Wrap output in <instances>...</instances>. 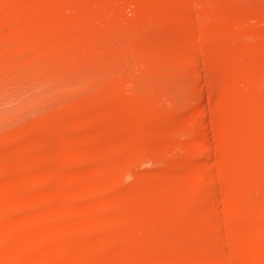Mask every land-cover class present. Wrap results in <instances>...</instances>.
I'll list each match as a JSON object with an SVG mask.
<instances>
[{"label": "rangeland", "instance_id": "rangeland-1", "mask_svg": "<svg viewBox=\"0 0 264 264\" xmlns=\"http://www.w3.org/2000/svg\"><path fill=\"white\" fill-rule=\"evenodd\" d=\"M86 1L87 0H68V1L67 0H62V1L61 0H0V152H1L0 155L3 153L2 151H4V155H2L4 159L1 160L2 158L1 157L0 160L3 161V163H4V160L6 161V163H8L9 161H15V162H17L18 160L20 161L18 162V164L16 163L17 168L14 170L15 172L17 170L16 173L12 172L11 170L9 171V167L6 164H4L5 167H3L4 165L0 161L1 163L0 164L1 165L0 167V243L2 242L1 243L2 246H4L3 242L4 243L6 242L5 245L7 244V242L8 244H10L9 251L7 250L8 249L7 247H9L7 246L8 244L4 246L6 247L5 249L0 250V264H25V263L26 264L27 263L28 264H45V263L46 264H101L100 259H99L101 256L107 260L106 262H104L105 264H113V261L115 260V256L118 253L117 249L125 248L124 247L125 244L122 245V247H120V245L122 244V241H124V238L126 236L130 237V241L128 242L129 250L126 246L127 252L125 251L126 250L125 248L124 249L125 252L123 253H126L124 258L128 259L129 257H126L128 255L130 256V259L123 260L124 259L123 258L122 260L125 261V263L123 264H126V263L131 264V262L133 264V261L135 262L134 264H154V263L155 264H158V263L168 264L169 261L168 262L163 261V263L162 261H158V260L154 261L156 259L155 258L153 259L152 255L154 256L160 255L161 257H167V259L171 260L175 258L176 254L179 253L180 251L192 253L194 254L193 256H195V254L205 256L204 260H202L204 264H206L208 260L206 258V255H208L207 257L209 259H212V258H215L219 254L220 255L218 257L226 256V259L227 258L230 259L229 264H233V263L254 264L252 263V261L248 262V260H250L249 256L251 258V255H252L250 254V252L255 253V251L253 252V250L255 249V247L253 246H256V245L258 246V243H260L259 245L261 246L264 245V238L263 236H261L262 234L260 235L261 239L258 237L259 235H256L257 234L256 231H258L259 229H262V231L264 232V229H263L264 219H262L263 222L260 220L261 217L262 218L264 217L263 216L264 215V173H263L264 172V161H263L264 160V136H263L264 135V111H263L264 110V107H263L264 105V62H263L264 61V54H263L264 53V39H263L264 38V16H263L264 15V9H263L264 0H245L247 1L246 3L244 0H240L239 2L243 1L241 2V4L238 2V0L236 1L233 0V3H231L232 0H229V3L227 2L228 0L227 1L220 0L222 3L220 5H223V7L226 5L227 6L229 5L228 6L229 9L226 8L227 11L224 10L225 9L224 8L223 10H221V12H220V9L223 7L218 6V4L214 5L215 7L212 6L213 4L219 2V0H216L213 2H210V0H208V4L210 2L213 10L215 11H213L211 7H210L211 9L209 8L210 9L209 11L207 8L208 4H205V0H201L203 1V5L205 4L206 8H203L202 6H199L198 8L199 9L200 7L203 8L201 12H203L206 9V12L204 14L206 13L208 14L207 16L204 15V20L203 18H201L202 17L201 15L203 14L198 16L201 12L197 10V6H194V8L196 7V9H194L193 12L197 10L198 12L196 13L197 14L199 12L200 13L197 15L194 12V15L196 14V16L192 14L191 10L189 13L188 11H186V8L187 10H189V3L191 4L193 0L192 1L190 0L188 2L187 0H182V1L181 0H149V1L148 0H116V1L115 0H95V1L91 0V2L93 1L96 4L94 3L91 4L90 0H88L90 2L89 3L90 5L87 4L88 1L87 2ZM121 1L124 4H122ZM196 1H200V0H195V2L193 3H196V4L194 5H198L197 4L198 2ZM201 1L199 3L202 4ZM223 2L224 3L226 2L225 3L226 5ZM261 2L263 6L261 5ZM236 5L239 7H237ZM166 6H167V9H166ZM176 7H178V9H176ZM218 9H219V12H218ZM229 10L232 16L229 15L230 14V12L228 13ZM222 11H226V13L225 12L222 13ZM209 12H212V13L217 12L218 14L220 13L223 16H225L224 14L228 13L230 19L229 18L227 19L228 15L225 16L226 17L225 18L226 20H225L223 19L222 15H221L222 17L221 18L219 17L220 14L218 15L216 13L215 15L213 13V15H215L216 17L218 15V18H221V19L218 20L215 17V19L213 20L212 19L213 15H212V17L208 20V16L209 17L211 16ZM235 12H238V13H235ZM188 15L189 17L192 16V18L196 17V19L193 18L192 19L193 21H191L190 20L191 18H189ZM256 18H260V20L258 21V19ZM216 19L218 21L223 19L224 21L222 22L223 23L222 25H224L225 27L223 26L220 27L219 24L221 23L217 24L218 21H216ZM228 20L229 22H228V27H227V25H225V23L227 22L225 21H228ZM187 22L189 23L186 24V26H184L185 28L188 27L187 31L185 30V28L181 30L182 28L179 29V28L174 27L175 25H177L176 27H178L180 24L184 25ZM200 23L202 24V26ZM173 24L174 26H172ZM189 24L194 25L193 28L195 29V31L192 28H190ZM209 25L211 26V28ZM191 29L193 30L194 33L189 31ZM204 29L206 30V32L204 31L202 34V30ZM209 29H212V31L210 30L212 34L208 33ZM217 29H220V30H217ZM184 32H186L187 34ZM188 32L190 33V35H188L189 34ZM157 33H160V35L158 34V36L156 37L154 36L155 37L154 38L153 35H157ZM205 33H208V34L205 35ZM203 35H205L207 39ZM209 35H211V37ZM146 36H149V38H147ZM166 36L168 37V39L166 38ZM185 38L189 41L187 42ZM210 42L212 44L215 43L214 46ZM196 43L198 45H205L207 47V51L209 49V46L215 47L216 44H218V46L216 45V47H218L219 50L221 49L220 47H222L221 49L222 51L225 49L223 52L222 51L219 52L218 48L212 49L214 52L210 50L214 54L216 53V56H217V57L213 56L210 52L211 55L210 54L209 55L215 58V61H214V59L210 57V59L212 60V63L218 60L217 62L220 64V66L218 65L217 62H216L217 64L214 63L216 66H214V64L213 65L210 64V66H206L208 64L207 62L210 61L211 63V60H208L207 62L205 61L207 64L205 63V66H204V58L209 59V57H205L202 54L203 55L202 60L199 57L200 60L198 59L195 61V62L198 61V64L201 62L200 63L201 65L197 66L195 64L197 68L199 66L201 67L199 68L202 74L199 76L198 70L194 68L196 66L192 64V61H191L192 58H189L191 60L187 59L188 58L187 55L190 53V52L189 53L187 52L189 50L192 51L195 48L193 47L191 50L192 46L194 45L198 46ZM166 51L168 55L166 54ZM170 51L172 52V54H170L171 53ZM217 51L221 53V55L217 54ZM204 54L206 55V53ZM222 54L225 56V58ZM209 55L207 54V56ZM219 56H220V59H217L219 58ZM225 59L227 60V62H225L226 61ZM220 60L221 62L224 60L225 64L221 63ZM188 61L189 62L191 61V62L188 63ZM72 64H75V66L73 67ZM225 65H228V66L231 65V66L228 67ZM211 66L215 68L217 71L214 69L212 71ZM208 67L211 69H208ZM232 67L234 68V70ZM208 70L210 71L209 73H207ZM181 71H183V73ZM214 71L216 72L217 75L215 73L212 75L210 74V73H213ZM225 71L226 73L228 72L229 74L227 73L226 75V73H224ZM185 72L187 75L184 77ZM222 72L224 73V75ZM206 73L207 75L208 74L209 75L205 76ZM220 73H222L221 74L222 76L220 75ZM173 74L174 76H172ZM213 75H216V76L214 77ZM50 76L53 79H51ZM172 77L176 79L178 78V80L172 79ZM189 77L191 79H189ZM181 78H183L184 80ZM212 79H215V81L214 80L212 81ZM198 80L200 81V83H203V84H200L201 88L198 85L199 83ZM188 81L191 83L190 85L187 84ZM208 81L209 83L211 81L212 83H214L213 84L214 86L212 85V87H214L213 92L217 91L216 92L217 95L214 94L213 92L212 93L214 95H212V93L209 92V90L210 89L213 90V88L209 87ZM183 82H185L184 85L186 84L187 86L186 85L184 86L182 84ZM238 82L239 83L241 82L242 84L243 83L244 84L241 85L240 83L241 86H239ZM225 83L226 84L229 83L228 86H230L231 88V89L229 88V90L232 93H230L226 88H224V87H228L227 85H225ZM234 83H236L237 86ZM260 83L262 84L260 85ZM216 84L218 86L220 85L223 87L219 86V88L221 89L218 90V88H216L217 87ZM202 85H203V88H202ZM189 86L191 88L194 87L196 89H190ZM107 88L111 89L113 92L115 91L114 93L117 92L118 95L120 93V97H117L116 95H112L111 94L112 92L110 93L109 90L108 91L111 95L108 93H105V90ZM215 88L217 90H215ZM197 89L198 91H196ZM222 89L225 90L226 92L228 91L227 95L229 93V95L230 94L232 96L235 95L234 98L237 97L236 99H233L235 101L233 100L231 101L233 103L227 102V99H225L224 97H218V95L222 93L221 92ZM250 90H253V91H250ZM191 91H192V94H191ZM218 91H220L221 93H218ZM196 92L198 93L202 92L203 94L200 93L199 95V94H196ZM253 92H256V93H253ZM104 93L106 95V100L105 99L103 100L102 98V97H105L103 96ZM209 93H211V96L209 95ZM223 93L226 94L224 91ZM189 94L191 97L189 96ZM108 95L110 96L107 97ZM192 95L194 96L192 97ZM202 95L204 98L202 99L203 105L201 104V101H200V99L202 98ZM215 95L217 96L216 100L218 102H216L213 98H211L213 96L215 97ZM240 95H242V97L243 96L245 97L240 98ZM209 97H210V101H213L212 103H210ZM193 98L196 100H194ZM198 98L200 99L198 100ZM238 98L243 100L244 103L242 105H241L242 101ZM245 98L248 99V101ZM192 100L196 101L197 103L196 102L193 103ZM86 101L87 103H89L88 105L90 107L87 104L86 106L84 105ZM215 102L217 103V105ZM234 102L235 103L240 102L238 103L240 105L236 104L237 106L235 107ZM213 103L216 105V107L213 106ZM200 106L202 107L206 106L204 110H207V111L205 113V116H202V117H204V119L207 120L208 125L210 124L208 133L206 132L207 134L206 133L203 134L202 132H199L200 130L194 131V129H191L190 127V123L192 120L194 121L198 120L197 121L198 123L201 122V120H203L202 117L199 116L200 111H198V109ZM207 106H208V109H207ZM85 107L87 109L90 108L93 114L95 113L97 116H99L98 119H100V117L102 116V115L100 116V114L104 113L103 114L105 115L104 118H107L108 120H110L109 125L111 127L108 126L107 124L108 122L104 120V122H107V123L106 124H104V122L101 123L102 125L100 127L98 126L99 124L94 123V125L97 124V126L91 125L92 127L89 126V128L88 127L85 128V126L82 125V127H80L81 125L79 126L77 124V128H75L74 125L76 123H74L72 124L73 126H71V124H68L69 127L71 126L72 129L68 128V126L65 129L63 126H61V124L59 125L60 127H58L57 125L55 126V124H53L57 128L52 127L53 129L51 131L48 130L49 128H51V126L48 125L50 124V121L58 122V120L61 118L60 116L63 115L66 111L72 110L73 112L75 111L74 113L76 112L79 113L80 111V114H81V112L84 113L83 111L85 110L84 109ZM196 107L198 108L197 113L195 111ZM82 109L84 110L82 111ZM214 109H216L217 112L219 111L218 113H220L221 111L223 112L228 111L227 113H230V116H228L229 114H227V121L231 116L233 117L229 120V122H231L232 120L231 124L230 123L228 124L230 125V128L233 127L232 123H234V126L241 125L242 128L240 129H243L244 125H246L244 127V130H241V133L245 135V137L243 136L245 140L243 139L242 141V138H241L242 135L239 138L241 141L236 140L235 137H233L236 131L233 134L232 128H231L232 130L230 129V131H227L224 128V130L226 131L225 133V131L222 130L221 127H220L221 130H220L218 128L219 126H217L216 129L218 128L219 132L218 130H217V133H215L216 131L213 132L212 131L213 128H211L212 127L211 124L213 123H211L210 120L214 118V114H215ZM229 110L233 113V115H231L232 113ZM89 111L87 110L86 113H88ZM235 111L236 113H234ZM258 117H259V120H258ZM183 118L185 120L188 119V121L184 122ZM221 119L222 117L218 120H221ZM100 121L101 120H99L98 122ZM168 121H169V124H165ZM132 122H135L137 126ZM177 122H179V124ZM151 123L152 124L154 123L155 125H152ZM181 123H183V125ZM123 124H125V126H123ZM130 124L134 125V127L131 126ZM187 124H189V126H187ZM62 125H65V124H62ZM150 126L151 127L153 126V128L151 129ZM182 126L184 127L182 128ZM239 126L237 127L238 129H239ZM130 127L133 128V130ZM237 128H235V130ZM178 129H180L181 131ZM68 132L70 135L68 134ZM141 132H142V137L144 136L142 139L143 142L142 140L139 139L141 138L140 136ZM143 132H146V133H143ZM157 132L160 135H158ZM239 132H237V134ZM186 133H187V136H186ZM212 133L216 135L215 138ZM41 134L43 135L46 134V136L42 137ZM147 134L148 135L152 134L153 138L151 137V135H149L150 136L149 137ZM175 134L176 136L177 135L179 136L176 137ZM191 134H193L195 137L193 135L191 136ZM36 135H38V137H36ZM136 135L138 138L136 137ZM204 136L206 137L208 136L207 137L208 142L209 144H211V146L210 145L209 146L212 148V150L211 148H208L210 150L207 149V151L209 152L208 154L206 153L205 150L200 148L199 144L201 142L200 143L196 142L198 140L201 141L202 138H206ZM39 137H42V138H39ZM127 137L130 138V141L131 140L134 141V143L132 141L131 143L136 145L135 147L133 144L129 146L131 143L128 140H126ZM132 137L134 138V140ZM158 137H161V138H158ZM226 137L230 138L231 140L229 139V141H226L227 140ZM43 138L45 140L41 141ZM49 138L51 140H49ZM252 138L256 139L255 142L253 141ZM150 139H151V144L150 143L148 144V142H150ZM191 139L192 140L194 139L195 141L194 140L192 141ZM217 139H218V143H217ZM158 140L159 142L160 140L164 142V144L162 143L163 146L161 145L162 150L160 149L161 146L157 144L159 143ZM221 140H224V141L222 142ZM47 141H48V144L46 143ZM49 141H52V142H49ZM53 141H55V144H53L54 143ZM140 141L143 144H141ZM124 142L129 145H126ZM229 142H232V143H229ZM62 143H65V144H62ZM153 143L154 145L152 146ZM51 144L52 146L55 145V147H52L53 149L54 148L58 149L57 155L59 153L60 154H59V157H56L55 155L52 156L53 154V151H52V154L50 156H52L51 158H53V160L49 161V160H46V158L48 159L50 157L49 155H46L47 153L46 149L48 148L47 146L51 148ZM216 144H220V146L222 145V147H219V150H217L219 154L217 155L218 158L219 157L223 159L224 157L225 159L229 158L227 156V154L229 153V156L232 155V157L235 154L236 157L235 155L234 157L238 160H240V158L243 157L244 159H248L249 161L246 160V162L243 163L244 167L238 170H235V169L230 170L229 167L231 166L228 165L230 164V160L231 162L232 161L235 162L236 159L235 160H232L233 158L230 160L228 159L229 160V162L227 161L228 164L226 162L221 163L222 162L221 158L219 159L216 158V160H214L216 157L215 153H217L216 149L218 148ZM145 145H147L148 148ZM140 146H142L143 148ZM150 146L153 147L155 151H152V148L149 151ZM154 146H157V147L159 146V147L157 148ZM227 146H230V148H232L234 152L232 149L228 147L230 149L229 151L227 149ZM65 147L68 149L70 147V150L72 147L73 149L74 147H76L78 151L76 149L75 151L78 152V154H76L75 156L70 155L72 154L70 152L73 149L68 152L66 151V153H70L69 155L66 154L65 150L67 149ZM139 147L141 149L138 150L137 152V149H139ZM178 148L180 149L178 150ZM43 149L46 150L45 151L46 157L40 158L39 162L37 159V162H38L37 164V162L35 161L36 159L34 158H39V156L41 157L44 154ZM57 149H55L54 154H56L55 152L57 151ZM10 150H12L15 153H13ZM112 150H113V153H112ZM226 150L227 152L225 153ZM236 150H237V154L235 153ZM5 151L6 152L9 151L7 152V155L8 153L11 152L8 156V157H11V159L8 158V161L4 157L6 156L7 158V155H5L6 153ZM25 152L27 154H25ZM210 152H212V154ZM12 153L15 155L18 153L16 155L17 158H15V155H13ZM98 153L101 155H99ZM205 153H206V156H204ZM30 154H32L31 157H30ZM33 154H38V157H36L37 155H33ZM134 154L135 156L136 155L138 156V157H135V160L133 156ZM222 154H224V157H222ZM18 155L19 156L22 155L23 158L18 157ZM23 155H26V156H23ZM96 155L97 156L99 155V157H97ZM95 156L96 158L92 159V157H95ZM26 157L34 159V165L35 163L37 165L36 168L34 166L35 168L34 170H33V166L32 168H29L31 167L29 166L30 164H27L28 167H26L27 165L23 163ZM205 157L207 159H210L209 160L210 162L212 160L213 163L215 162L218 164L220 163V167L223 165L225 169L228 168L230 170L229 171L230 173L229 172H228L229 174L227 173L228 176H226L227 174L223 176V177H226V180L229 179L230 182L233 180H236V182H238L237 184L235 183L234 186L231 185L230 186L231 189L224 188L225 190L230 191L228 194L227 192H226V195L222 194L221 193L222 191L220 192V188L218 189L216 184L219 182L218 180L221 178L220 175L218 176L219 178H217V176L215 175V173H217L215 169H217L218 167L216 166L217 167L216 168L214 164L210 163ZM125 158L130 160V162L128 160V163L131 167L128 164L127 165L125 164L127 163L126 162L127 160ZM243 158L242 160H244ZM88 159L90 160L92 159L91 160V163H93L92 165H90L91 163H90V160ZM183 159L187 160L186 165L184 163L183 164L181 163ZM225 159L224 161H226ZM21 160L23 161L22 163H21ZM30 160L31 159H29V162ZM71 162L72 163L75 162V163L70 164ZM94 162L96 164L99 163V165L103 168L104 171L101 170L100 166L98 165L94 167L93 166L95 165ZM120 162H123L124 164L122 167H121L122 164H120ZM242 162L240 161L238 163L240 164ZM118 163L120 164V167H117ZM209 163L212 164L213 166L214 176H215V179L213 180L216 182V179H217L218 181L216 184L211 179L210 181L212 184L209 183L210 182L209 180H207L209 179L208 177H206V174L207 175L209 174V166L207 167ZM69 164L70 166L72 165L71 166L72 169L68 168ZM188 164H190V167H191L190 169L192 170L186 173L183 167H186V171H187L188 169L187 167H189ZM235 164L237 165V162ZM73 165L74 166L78 165V167H76L75 169ZM89 165L93 167L91 168L92 170L90 169ZM254 165H259L261 169L256 170L257 171L256 172L254 170L255 169ZM110 166L112 167L115 166V168L113 167L114 169L117 168L116 174L118 175L122 171L119 177L118 175L117 176L115 175V172L111 171L113 169ZM123 167L125 169L124 171H123ZM25 168H28V169H25ZM94 168H96L97 170H101V171H97ZM20 169H22V171ZM93 170H95L96 172H94ZM108 170H110L111 172L110 171L108 172ZM102 171L104 173L103 178L101 174ZM43 172L49 175L43 176L44 175ZM218 172H222V171L218 170ZM236 173H237V177H235ZM239 173L240 174L242 173L244 176L238 175ZM184 174L186 175L188 174V175L185 176ZM111 175H113L114 177L116 176L115 178L116 179L118 178V180L114 179V177H112ZM204 176L207 178V179L205 178V181L203 180ZM229 176L231 179L229 178ZM104 177H106L107 179H104ZM241 177H244L243 180H240ZM99 178L100 179L102 178V180L103 179L106 180V181L103 180V183L105 182L104 185L102 182H100L102 180H99ZM147 178L148 180L149 178H153L152 182L155 180V183L150 184L151 186L148 185L146 187L141 188L143 183L146 182L145 180H147ZM62 180H65L66 185L67 186L69 185V186L67 187L65 185V182L64 184H62L61 182ZM206 180L208 181L207 183H206ZM109 182L110 183L113 182V183L108 184ZM233 183L234 182H232V184ZM88 184H90V186H92L91 184H93V186L96 184L97 187H94V189H97V191L101 189L100 191L101 197H102V193L103 195H105L102 198L103 203L102 204L98 203L100 204L99 206L97 203H96L97 206L96 205L94 206L93 205L94 203L92 204V200H95V199L94 198L92 199L89 197L92 195L91 193L92 191ZM99 184L102 185V188L100 187L101 185L99 186ZM253 184L255 187L253 186ZM85 185H88L91 192L87 190L88 187H86ZM108 185H110L111 187H109ZM206 185L209 187V189L207 188ZM58 186L59 187L61 186L60 187L61 190ZM77 186L80 191L77 189ZM83 186H85L87 189L84 190ZM106 186H108V188H106L107 190L103 191V187L105 189ZM82 187H83L84 192L81 193ZM75 188H76V191L77 190L79 191L78 193L74 192L75 190L73 191V189ZM192 189H193V192H192ZM207 189L210 190V192L214 193L213 195L215 197L212 195L211 198L213 197L216 200L212 198L213 202L215 203L217 200L219 202V203L218 202L215 203L216 204L215 209L216 208L217 209L220 208V209L218 210L217 215L215 213L213 217L215 218L216 216V218L223 220L222 222L224 223V220L225 219L227 220L228 216L231 215L230 218L232 217V219L235 216L234 218L239 220L240 223L238 222L237 225L235 223L233 226L236 225L234 228H237V230L239 229V232L234 231V230L230 231L229 229H228L229 230L228 232V230H226L225 228L228 224L225 225V223L221 224L222 226L220 225L221 227L219 226L220 228L218 229L216 227L214 228V225L216 226L217 224L216 222L217 221L220 222V220H215L213 218L216 221L215 222L216 224H213L214 222L212 221L210 222L209 220H207L208 219L207 217H209L210 215L208 213H205L204 216H206L205 218L207 219H204L203 221L205 223L207 220L209 221L210 224L200 227L202 229L198 227L200 230L197 229V226H196V229H194L195 228L194 223H196L198 226L201 225V224L199 225L200 223L199 219H200V216L202 215L200 214L202 211L201 205H204V203L201 204L202 201L200 202V205H199L198 198L200 197L199 195L205 192V195L202 194L201 197L203 198L202 199L203 201L206 200L207 198L206 192L210 193L209 191H207ZM71 191H73V193L70 194ZM85 191L88 193L86 194ZM94 191L96 194V190ZM45 193L46 194L48 193V194L46 195ZM123 193L124 195L122 197L124 198L121 199L120 196L119 198L117 194H123ZM235 193L237 194V196L235 195ZM68 194L70 196H68ZM83 194L84 195L86 194V196L82 197ZM97 194L99 195V193ZM115 194L117 195L116 197L113 196ZM34 195L38 198H36ZM63 195L67 196L68 198L66 197L64 199L65 196L62 197ZM193 195H195V197L198 196V198H194ZM238 195H241V196L238 197ZM204 196L206 197L205 199H204ZM222 196H224L223 197L224 200ZM226 196L229 198H226ZM80 198L81 199L83 198L82 201H84V203L81 202ZM192 198L198 201L195 202V200H193ZM208 198L210 197L208 196ZM231 198L233 199L231 200ZM212 199L210 201H206L208 202L207 204L209 206L205 204L206 207L204 206V209L206 208L208 209L210 207L208 210H210L211 208L213 210L214 206L212 205L213 203ZM236 199L238 200L241 199V200L238 201ZM77 200L78 202H76ZM86 200L87 202H85ZM184 200L185 201L187 200V202H185ZM221 200L225 201L226 203L224 204V202H221ZM237 201L240 204H238ZM70 202H72L73 204ZM189 202L190 204H192L193 202L196 203V204L193 203L194 207L191 206L192 208H195V209L192 210V208L187 206ZM197 204L200 206L201 209L199 208ZM246 204H250V205H248L247 207ZM81 205H83L85 209H83ZM244 205H246V207ZM74 206L76 208H74ZM184 206H186L188 209ZM224 206H226V208H224ZM230 206L232 207V209ZM81 208L86 211L85 214L84 212H82L84 216H82V214L80 213L82 211ZM248 209H251V210L248 211ZM241 210L243 211V213ZM244 210H246V213ZM253 210L255 211L254 212L255 214L252 212ZM172 211L173 213L175 211L177 213L178 212L181 213V214L180 213L178 214V217L179 215H182L179 217V219L178 217H176V212L174 214L176 219L180 220L181 218V220H183L181 221V224H178L180 223V221L178 222V220L173 218ZM223 211H224V214H223ZM237 211L240 212V214ZM48 212L50 213L48 214ZM183 212L185 214H183ZM186 212H189L187 216H186L187 214ZM195 212H199L198 214L200 215L195 217V215H197V213ZM258 212H259V216L255 217L257 216L256 214H258ZM171 213H172V216L169 215ZM192 213H194L193 216L196 218V219L194 218L195 220L193 219V216H191ZM251 213L253 214L251 215ZM213 214L214 213H212L211 215ZM152 215L154 218L152 217ZM226 215L227 217H225ZM204 216L202 217L204 218ZM243 216L245 217V219ZM169 217L173 218L174 220L171 222ZM98 218L100 221L102 219L103 220L105 219V221L100 222ZM232 219H231V223H234L232 222ZM250 219L252 220V222H250ZM242 220L244 222H242ZM140 221L141 223H139ZM166 221L167 222L170 221L169 222L170 225L169 224L167 225ZM228 221L230 222V220ZM104 222L105 223L107 222V225L109 228L103 225L105 224ZM173 222H175V225L173 224ZM201 223L203 224V222ZM241 223L242 224L248 223L246 224V226L245 224L242 225V229L244 228L245 233L244 231L243 232L241 231L242 229L239 225ZM251 223L254 226H250L252 225ZM182 224H183V227H182ZM180 225L182 228L181 227L179 228ZM185 226H187L186 229L184 228ZM104 227H106V230L104 229ZM189 227L193 229H190ZM250 227L252 228L255 227V230H253ZM131 228L133 229L131 230ZM139 228H142V230L140 229L141 231H138ZM213 228L217 230L213 231ZM230 228H232V226H230ZM186 230H189V231H186ZM221 230H222L221 233L223 235L218 233V231H221ZM131 231L133 233H131ZM143 231H145V233ZM139 232H141L140 234L142 233L145 234L144 235L145 237L142 236L143 234L140 236ZM211 232H212L211 235L213 236L215 232L218 233V235H220L219 238L224 242L226 241L225 243L220 241V243L221 242L223 243L222 245L223 247L220 245L221 247L219 248V246H217L219 244L216 245L220 250L216 249V247L215 248L213 247V245H215V242H214V238L211 235H209ZM54 233H55V236L53 238L52 236L54 235ZM166 233H167V236L165 235ZM227 233L231 236H229ZM93 234L97 237H95ZM146 235L148 236L149 239H147ZM205 235L206 237H204ZM207 235H209L208 237H210V239L213 238L211 242L210 241L205 242L208 239ZM224 235H227V236H224ZM131 236L133 237V240H135L136 242H134L131 239ZM138 236H140L141 238L143 237L142 238L143 241L146 238L145 241L147 240V242H142V240H140L141 238ZM165 236L166 238H164ZM221 236L223 237L221 238ZM48 237L49 239L50 237L54 239L52 241L53 243L52 242H48L49 244L47 243V241L49 240ZM57 237L59 238L58 240H57ZM179 237L180 239H177ZM199 237H204L205 241H203V238H201L202 240H200ZM214 237L218 238L217 235ZM227 237H229L230 241ZM240 237L241 239L239 240ZM255 237L256 238L258 237L262 241L260 242L259 239L256 240ZM167 238H169L170 240H168ZM16 239L18 240V242L19 240H21V242L19 243L16 242L17 243L16 244L15 243V241H17ZM225 239H227L230 243H228L227 240ZM61 240H63L62 244H61L62 242ZM114 240H115V243H113ZM116 240H117L118 245L116 244ZM180 240L182 242H180ZM258 240L259 242L256 244ZM77 241L79 243L83 241L84 242L86 241V242L85 244L83 242L84 244L83 245L82 243L81 244L77 243ZM64 242L66 245L64 244ZM188 242H189V245H187ZM212 242L214 243L212 244ZM240 242H244L246 243V245L243 243L244 244L243 246V244L241 245ZM133 243H135V245ZM141 243L145 245L144 246V248L146 247L145 251L143 248V244ZM237 243L238 244L240 243L239 246ZM200 244H202L203 247ZM228 244L230 245L227 246ZM111 245H113V247H110ZM138 245L140 246V250L142 248L144 252L139 250ZM240 245L243 247H241ZM250 245H253V246H250ZM2 246L0 248H3ZM196 246L198 249L196 248ZM103 247H105L106 250L107 249L109 250V251L107 250L108 254L105 252L106 250L104 251L105 248ZM173 247H176L177 249H180V250L175 251L177 249L176 248L174 249ZM191 247H193L194 249ZM239 247L243 249H240ZM252 247H253V250L251 249ZM147 249H149L151 252H149ZM151 249H153V251ZM221 249H224V252H219V251H222ZM3 250L4 252H6L5 250H7V253L4 254ZM217 250L218 252H216ZM139 251L141 253L143 252L145 256L143 254H142L143 256H141V254L138 255V253H140ZM164 251L166 253H164ZM145 252L147 253L149 252L151 257L149 255L147 258ZM154 252L155 254H152ZM159 252H162V253L159 254ZM203 252L204 254H206L207 252V254L203 255ZM134 253H137L138 256L134 255ZM248 254L250 255L248 256ZM262 254H264V252ZM255 255H252V256H255ZM247 256H248V259H246ZM81 258H82V261H81ZM191 259H189V261L187 259H186L187 261H184L185 260L184 259L183 260L184 262L181 261L182 263H180V261L175 262L176 260L172 262L173 263L175 262V264L176 263L177 264H187V263H191L192 261V264H196L195 259L194 261ZM262 259L263 261H261L262 263L261 262L260 263L264 264V258ZM159 260H163V259H159ZM231 260L233 261V263ZM172 262L170 261L169 264H171ZM256 262H259V261H256Z\"/></svg>", "mask_w": 264, "mask_h": 264}, {"label": "bare ground", "instance_id": "bare-ground-1", "mask_svg": "<svg viewBox=\"0 0 264 264\" xmlns=\"http://www.w3.org/2000/svg\"><path fill=\"white\" fill-rule=\"evenodd\" d=\"M61 1H62V0H61ZM67 1H68V0H67ZM87 1H88V0H87ZM87 1H86V2H87ZM94 1H95V0H94ZM115 1H116V0H115ZM148 1H149V0H148ZM181 1H182V0H181ZM188 1H190V0H187V2H188ZM191 1H192V0H191ZM200 1H201V0H200ZM200 1H196V2H198V3H197L198 5H194V4H196V3H193V2H195V0H193V2H192L191 4L189 3V10H187V8H186V11H188V13H189L190 10H191L193 15H194V12H195V13L198 12L197 10H199V11L201 12L203 8H206V7H205V4H208V0H205V4H204V5H203V1H201L202 4L199 3ZM213 1H216V0H212V1L210 0V2H213ZM224 1H225V0H224ZM226 1H227V0H226ZM235 1H236V0H235ZM239 1H240V0H238V2H239ZM244 1H245V0H244ZM90 2H91V0H90ZM90 2L88 1L87 4H89ZM133 2H134V1H133ZM210 2H209L210 6H209V4H208V6H207V8H208L209 11H210V9L212 8V6L215 7L214 5H216V4H218V6L223 7V5H220V4H222L220 0H219V2H217V3L214 2L215 4L212 3V4H213L212 6H211V3H210ZM227 2L229 3V0H228ZM241 2H243V1H241ZM241 2H239V3L241 4ZM246 2H247V1H245V3H246ZM23 3H24V2H23ZM92 3H94V2L92 1L91 4H92ZM114 3H115V2H114ZM121 3H122V1H121ZM185 3H186V2H185ZM223 3H224V2H223ZM225 3H226V2H225ZM225 3H224V4H225ZM231 3H233V0H232ZM255 3H256V2H255ZM94 4H96V3H94ZM119 4H120V3H119ZM122 4H124V3H122ZM150 4H151V3H150ZM200 4H201V5H200ZM236 4H237V3H236ZM243 4H244V3H243ZM61 5H62V4H61ZM89 5H90V4H89ZM97 5H98V4H97ZM157 5H158V4H157ZM225 5H226V4H225ZM232 5H234V4H232ZM246 5H248V4H246ZM246 5H245V7H246ZM255 5H257V4H255ZM261 5L263 6L262 2H261ZM13 6H14V5H13ZM170 6H171V5H170ZM194 6H197V10L193 12V10L196 9V7L194 8ZM199 6H202L203 8L200 7V9H199V8H198ZM228 6H229V5H228ZM228 6L226 5V6H224L223 8H221V9H220V12H221V10H223L224 8H225L224 10L227 11L226 8L229 9ZM236 6H237V5H236ZM242 6H243V5H242ZM250 6H251V5H250ZM168 7H169V6H168ZM186 7H187V6H186ZM210 7H211V8H210ZM237 7H239V6H237ZM245 7H244V8H245ZM251 7H252V6H251ZM254 7H255V6H254ZM161 8H162V7H161ZM209 8H210V9H209ZM216 8H217V7H216ZM218 8H219V7H218ZM244 8H243V9H244ZM257 8H258V7H257ZM166 9H167V6H166ZM171 9H172V8H171ZM176 9H178V7H176ZM176 9H175V10H176ZM235 9H236V8H235ZM237 9H239V8H237ZM263 9H264V8H263ZM105 10H106V9H105ZM105 10H104V12H105ZM152 10H153V9H152ZM162 10H163V9H162ZM208 10H207V11H208ZM212 10H213V8H212ZM231 10H232V9H231ZM254 10H255V9H254ZM65 11H66V10H65ZM106 11H107V10H106ZM213 11H215V10H213ZM226 11H222V13H223V12L226 13ZM236 11H237V10H236ZM244 11H245V10H244ZM251 11H252V10H251ZM259 11H260V10H259ZM37 12H38V11H37ZM181 12H182V11H181ZM200 12H199V13H200ZM205 12H206V9H205L203 12H201L200 14L198 13L199 15H198L197 13H196V14H197L198 16H200L201 14H203V15H201V16H202L201 18H203V20H204V15H206V16L208 15L207 13L204 14ZM218 12H219V9H218ZM229 12H230V10L228 11V13H229ZM239 12H240V11H239ZM70 13H71V12H70ZM150 13H152V12H150ZM211 13H212V12H209V14H210L211 16H210V17L208 16V20L212 17V15H213L214 12H213L212 14H211ZM216 13H217V12H215L214 14L216 15ZM228 13H227V14H224V15L226 16V15H228ZM235 13H238V12H235ZM248 13H249V12H248ZM66 14H67V13H66ZM192 14H191V15H192ZM196 14H195L194 16H196ZM217 14H218V13H217ZM219 14H220V13H219ZM219 14H218V15H219ZM233 14H234V13H233ZM257 14H258V13H257ZM215 15H213V18H212L213 20H214L215 17H216ZM218 15H217L216 18L219 20V19L222 18V17H221L222 14H220V16H219V17H221V18H218ZM229 15L232 16L231 12H230ZM229 15H228L227 19L229 18ZM242 15H243V14H242ZM206 16H205V18H206ZM222 16H223V15H222ZM225 16H223V19L226 18ZM246 16H247V15H246ZM248 16H249V15H248ZM263 16H264V15H263ZM155 17H156V16H155ZM157 17H158V16H157ZM188 17H189V15H188ZM256 17H257V16H256ZM59 18H60V17H59ZM189 18H191L190 20L193 21L192 19H193L194 17L192 18V16H190ZM254 18H255V17H254ZM153 19H154V18H153ZM194 19H196V17H195ZM197 19H198V18H197ZM217 19H216V21H218ZM223 19L220 20V21H218V23H217V24L221 23V24H219L220 27H222V26L225 27L224 25H222V24H223L222 22L224 21ZM229 19H230V18H229ZM234 19H235V17H234ZM256 19H258V21L260 20V18H256ZM262 19H263V18H262ZM262 19H261V21H262ZM200 20H201V19H200ZM225 20H226V19H225ZM231 20H232V19H231ZM236 20H237V19H236ZM50 21H51V20H50ZM67 21H68V20H67ZM216 21H215V22H216ZM139 22H140V21H139ZM189 22H190V21H189ZM189 22L185 23L184 25H181V24H180V25H179L180 27H179V26L176 27L177 25L174 26V24H173L172 26H174L175 28H179V29L182 28L181 30H183V29L185 28L184 26H186V24H188ZM197 22H198V21H197ZM225 22H227V23H225V25H227V27H228V22H229V20H228V21H225ZM48 23H49V22H48ZM73 23H75V22H73ZM201 23H202V22H201ZM201 23H200V24H201ZM204 23H205V22H204ZM250 23H251V22H250ZM194 24H195V22H194ZM197 24H198V23H197ZM248 24H249V23H248ZM51 25H52V23H51ZM189 25H190V24H189ZM213 25H214V24H213ZM253 25H254V24H253ZM260 25H261V24H260ZM44 26H46V25H44ZM201 26H202V24H201ZM209 26H210V25H209ZM209 26H208V27H209ZM258 26H259V25H258ZM156 27H157V26H156ZM193 27H194V25L191 24V25H190V28H192V29L195 31V29H194ZM218 27H219V26H218ZM48 28H49V26H48ZM187 28H188V27H187ZM187 28H185L186 31L188 30ZM195 28H196V27H195ZM206 28H207V26H206ZM206 28H205V29H206ZM210 28H211V26H210ZM192 29L189 30V31H190V32H193ZM205 29L202 30V34H203L204 31L206 32ZM225 29H226V28H225ZM225 29H224V30H225ZM53 30H54V29H53ZM61 30H62V29H61ZM148 30H149V29H148ZM196 30H197V29H196ZM210 30L212 31V29H209L208 33L212 34V33L210 32ZM215 30H216V29H215ZM217 30H220V29H217ZM221 30H223V29H221ZM158 31H159V30H158ZM34 32H35V31H34ZM139 32H140V31H139ZM143 33H144V32H143ZM184 33H186V32H184ZM188 33H189V32H188ZM193 33H194V32H193ZM208 33H205V35L208 34ZM158 34L160 35V33H157V35H153V37H154V36H155V37L158 36ZM173 34H174V33H173ZM186 34H187V33H186ZM239 34H240V33H239ZM145 35H147V34H145ZM188 35H190V33H189ZM197 35H198V34H197ZM205 35H203V36H205ZM200 36H202V35H200ZM207 36H208V35H207ZM209 36L211 37V35H209ZM239 36H240V35H239ZM250 36H251V35H250ZM253 36H254V35H253ZM146 37L149 38V36H146ZM155 37H154V38H155ZM171 37H172V36H171ZM205 37H206V36H205ZM205 37H204V38H205ZM212 37H213V36H212ZM245 37H246V36H245ZM258 37H259V36H258ZM166 38L168 39L167 36H166ZM219 38H220V37H219ZM219 38H218V39H219ZM252 38H253V37H252ZM189 39H190V38H189ZM206 39H207V37H206ZM210 39H211V38H210ZM213 39H214V38H213ZM243 39H244V38H243ZM246 39H247V38H246ZM263 39H264V38H263ZM185 40H186L187 42L189 41V40H187L186 38H185ZM193 40H194V39H193ZM226 40H227V39H226ZM254 40H255V39H254ZM256 40H257V38H256ZM127 41H128V40H127ZM186 41H185V42H186ZM259 41H260V40H259ZM187 42H186V43H187ZM238 42H239V41H238ZM246 42H247V41H246ZM248 42H249V41H248ZM250 42H251V41H250ZM254 42H255V41H254ZM210 43H211V42H210ZM210 43H209V44H210ZM233 43H234V42H233ZM196 44H197V43H196ZM211 44H212V43H211ZM214 44H215V43H214ZM214 44H212V45L214 46ZM260 44H261V43H260ZM186 45H187V44H186ZM197 45H198V44H197ZM216 45L218 46V44H216ZM216 45H215V47H213V46H209L208 51H207V47H206L205 45H198V46H195V45H194V46L191 47V50H192L193 47H195V48H194L192 51L189 50V51L187 52V53L190 52L189 54H191V55H189V54L187 55V57H188L187 59H188V60H191V59H189V58H192V60H191V61H192V64H194V65L196 64V65L198 66V65H201V64H200L201 62L198 64V61H197V62H195V61L198 60L199 57H200L201 60H202V57H203V55H204L205 57H209V59H207V58L205 59V58H204V66H205V63H206L208 60H211V59H210V57H212V56H210L211 54H212L213 56L217 57V56H216V53L214 54V53H213L214 51L212 50V49H217V48H218V47H216ZM244 45H245V44H244ZM247 45H248V44H247ZM257 45H258V44H257ZM142 46H143V44H142ZM180 46H181V45H180ZM220 46H221V45H220ZM254 46H255V45H254ZM73 47H74V46H73ZM210 47H211V48H210ZM251 47H252V46H251ZM62 48H63V46H62ZM220 48L222 49V47H220ZM223 48H224V47H223ZM72 49H73V48H72ZM143 49H144V48H143ZM221 49L219 50V48H218V51L221 52V51H222ZM181 50H182V49H181ZM186 50H187V49H186ZM210 50H212L213 52H211ZM224 50H225V49H224ZM224 50H223V51H224ZM73 51H74V50H73ZM215 51H216V50H215ZM218 51H217V54H220V55H221V53H219ZM223 51H222V52H223ZM226 51H227V50H226ZM170 52H171V51H170ZM170 52H168V53H170ZM207 52H209V53H207ZM210 52H211V54H210ZM228 52H229V51H228ZM182 53H183V52H182ZM204 53H206V55H205ZM254 53H255V52H254ZM153 54H154V53H153ZM166 54H167V51H166ZM170 54H172V52H171ZM170 54H169V55H170ZM179 54H180V53H179ZM202 54H203V55H202ZM207 54H208V55L210 54V55L207 56ZM250 54H252V53H250ZM263 54H264V53H263ZM167 55H168V54H167ZM222 55H223V54H222ZM223 56H224V55H223ZM180 57H181V56H180ZM226 57H227V56H226ZM177 58H178V57H177ZM212 58H213V57H212ZM221 58H222V57H221ZM224 58H225V56H224ZM258 58H259V57H258ZM213 59H214V61H215V58H213ZM217 59H220V56H219V58H217ZM228 59H229V58H228ZM250 59H251V58H250ZM69 60H70V59H69ZM193 60H194V62H193ZM199 60H200V59H199ZM225 60H226V59H225ZM58 61H60V60H58ZM70 61H71V60H70ZM86 61H87V60H86ZM191 61H190V62H191ZM205 61H206V62H205ZM217 61H218V60H217ZM217 61H216V62H217ZM262 61H263V60H262ZM34 62H35V61H34ZM44 62H45V61H44ZM68 62H69V61H68ZM144 62H145V61H144ZM190 62L188 61V63H190ZM216 62H213V63H212V60H211V63H210V61L207 62L208 64L206 63V64H207L206 66H210V64L213 65V64L216 63ZM220 62H221V60H220ZM225 62H227V60H226ZM225 62H224V60H223L221 63H224V64H225ZM246 62H247V61H246ZM248 62H249V61H248ZM263 62H264V61H263ZM65 63H66V62H65ZM202 63H203V62H202ZM217 63H218V62H217ZM217 63H216V64H217ZM254 63H255V62H254ZM35 64H36V63H35ZM35 64H34V65H35ZM46 64H47V63H46ZM67 64H68V63H67ZM70 64H71V63H70ZM16 65H17V64H16ZM72 65H73V67L75 66V64H72ZM72 65H71V66H72ZM194 65H193V66H194ZM196 65H195V66H196ZM218 65L220 66L219 63H218ZM222 65H223V64H222ZM232 65H233V64H232ZM67 66H68V65H67ZM80 66H81V65H80ZM80 66H79V67H80ZM197 66L194 67V68H195L196 70H198V73H199L198 75L200 76V75L202 74V73L200 72V71H201V70H200L201 67L199 66L200 68L198 67V68H199V69H198ZM202 66H203V65H202ZM214 66H216V65L214 64ZM219 66H218V67H219ZM225 66H228V65H225ZM229 66H231V65H229ZM229 66H228V67H229ZM50 67H51V66H50ZM85 67H86V66H85ZM211 67H212V66H211ZM36 68H37V67H36ZM221 68H222V66H221ZM221 68H220V69H221ZM232 68H233V67H232ZM79 69H80V68H79ZM179 69H180V68H179ZM208 69H211V68L208 67ZM213 69L216 70L215 68L212 67V71H213ZM224 69H225V68H224ZM188 70H190V69H188ZM188 70H186V71H188ZM193 70H194V69H193ZM196 70H195V71H196ZM203 70H204V68H203ZM233 70H234V68H233ZM233 70H231V71H233ZM251 70H252V68H251ZM184 71H185V70H184ZM212 71H211V72H212ZM216 71H217V70H216ZM218 71H220V70H218ZM221 71H222V70H221ZM227 71H228V70H227ZM80 72H81V71H80ZM167 72H168V71H167ZM181 72L183 73V71H181ZM196 72H197V71H196ZM209 72H210V71L208 70L207 73H209ZM261 72H262V71H261ZM179 73H180V72H179ZM182 73H181V74H182ZM188 73H189V72H188ZM192 73H193V72H192ZM207 73H206L205 76H208V75H209V74L207 75ZM214 73L216 74L215 71H214L213 73H210V74L212 75V74H214ZM217 73H218V72H217ZM222 73H223V72H222ZM222 73H220V75H221ZM224 73H226V71H225ZM224 73H223V75H224ZM227 73H228V72H227ZM227 73H226V75H227ZM218 74H219V73H218ZM228 74H229V73H228ZM260 74H261V73H260ZM48 75H49V74H48ZM179 75H180V74H179ZM182 75H183V74H182ZM186 75H187V74H186V72H185V73H184V77H185ZM203 75H204V74H203ZM216 75H217V74H216ZM216 75H213V76L215 77ZM172 76H174V74H173ZM213 76H211V77H213ZM221 76H222V75H221ZM53 77H54V76H53ZM73 77H74V76H73ZM84 77H85V76H84ZM175 77H177V76H175ZM180 77H181V76H180ZM180 77H179V78H180ZM193 77H195V76H193ZM196 77H197V76H196ZM50 78H51V76H50ZM200 78H201V77H200ZM251 78H252V76H251ZM51 79H53V78H51ZM56 79H57V78H56ZM56 79H54V80H56ZM73 79H74V78H73ZM172 79H176V78L172 77ZM181 79H183V78H181ZM189 79H191V78L189 77ZM206 79H208V78H206ZM254 79H255V78H254ZM176 80H178V78H177ZM183 80H184V79H183ZM200 80H201V79H200ZM213 80L215 81V79H212V81H213ZM262 80H263V79H262ZM186 81H187V80H186ZM198 81H199V80H198ZM204 81H205V80H204ZM212 81H211L210 83H209V81H208V83H209V87H212V85L214 84V83H212ZM250 81H251V80H250ZM53 82H54V81H53ZM201 82H202V81H201ZM206 82H207V81H206ZM221 82H222V81H221ZM252 82H253V81H252ZM258 82H259V81H258ZM49 83H50V82H49ZM184 83H185V82H183L182 84L184 85ZM217 83H218V82H217ZM238 83H239V82H238ZM240 83H241V82H240ZM240 83H239V86H241V85L244 84V83H243V84L241 83V85H240ZM106 84H107V83H106ZM106 84H105V85H106ZM187 84L190 85L191 83L188 81ZM200 84H203V83H200V81H199V83H198L199 87H200ZM220 84H221V83H220ZM234 84L237 86L236 83H234ZM256 84H257V83H256ZM261 84H262V83H260V85H261ZM185 85H186V84H185ZM185 85H184V86H185ZM192 85H193V84H192ZM216 85H217V84H216ZM216 85H215V86H216ZM221 85H222V84H221ZM225 85L228 86L229 83H227V84L225 83ZM230 85H231V84H230ZM258 85H259V84H258ZM186 86H187V85H186ZM213 86H214V85H213ZM219 86H220V85H219ZM219 86L217 85V87H216V88H218V90L221 89V88H219ZM231 86H232V85H231ZM244 86H245V85H244ZM189 87H190V86H189ZM189 87H188V88H189ZM220 87H223V86H220ZM255 87H256V86H255ZM182 88H183V87H182ZM200 88H201V87H200ZM202 88H203V85H202ZM212 88H213V90H212V89L209 90V92H211V93L214 91V87H212ZM216 88H215V90H217ZM224 88H226V89L230 92V90H229L230 86H228V87H224ZM256 88H257V87H256ZM190 89H196V88H194V87L191 88V87H190ZM230 89H231V88H230ZM237 89H238V88H237ZM108 90L110 91V93L112 92V93H111L112 95H116L117 97H120V93H119V95H118L117 92L114 93L115 91L113 92L111 89H108V88L105 90V93L110 94ZM206 90H207V89H206ZM253 90H254V89H253ZM253 90H250V91H253ZM103 91H104V90H103ZM184 91H185V90H184ZM196 91H198V89H197ZM223 91H224L226 94H224ZM228 91H227V92H228ZM216 92H217V91H216ZM216 92H213V93L217 95ZM221 92H222V93H221ZM221 92L218 91V93H221V94H219V95H221V96L218 95V97H224L225 99H227V102H229V103H233V102H231V101H232L233 99H236V98H237V97L234 98L235 95H234V96H232L231 94L229 95V93H228V95H229V96H228V95H227V92H226L225 90H223V89H222ZM239 92H240V91H239ZM105 93H104V95H103V96H105V97H102L103 100H104V99L106 100V95H105ZM194 93H195V92H194ZM200 93L203 94L202 92H199V93L196 92V94H199V95H200ZM211 93H209L210 96H211ZM213 93H212V95H214ZM230 93H232V92H230ZM247 93H248V92H247ZM249 93H250V92H249ZM253 93H256V92H253ZM111 94H110V95H111ZM186 94H187V93H186ZM191 94H192V91H191ZM196 94H195V95H196ZM240 94H241V93H240ZM245 94H246V93H245ZM110 95H108L107 97H109ZM205 95H206V94H205ZM216 95H215V97L213 96V97H211V98H213L216 102H218V101L216 100V98H217ZM186 96H187V95H186ZM189 96H190V94H189ZM193 96H194V95H192V97H193ZM230 96L232 97V99H231ZM255 96H256V95H255ZM187 97H188V96H187ZM190 97H191V96H190ZM196 97H198V96H196ZM228 97H229V98H228ZM241 97H242V95H240V98H241ZM243 97H245V96H243ZM243 97H242V98H243ZM99 98H100V97H99ZM240 98H238V99H240ZM93 99H94V98H93ZM97 99H98V98H97ZM117 99H119V98H117ZM191 99H192V98H191ZM193 99H194V98H193ZM199 99H200V98H198V100H199ZM202 99H204V98H203V95H202V98L200 99L201 104H202V101H203ZM218 99H219V98H218ZM225 99H224V100H225ZM229 99H230V100H229ZM245 99H246V98H245ZM101 100H102V99H101ZM125 100H126V98H125ZM194 100H196V99H194ZM206 100H207V99H206ZM211 100H212V99H211ZM224 100H223V101H224ZM240 100L242 101V103H241V105H242L244 102H243L242 99H240ZM246 100L248 101V99H246ZM121 101H122V100H121ZM192 101H193V100H192ZM209 101H210V97H209ZM209 101H208V103H209ZM220 101H221V99H220ZM233 101H235V100H233ZM238 101H239V100H238ZM195 102H196V101H193V103H195ZM206 102H207V101H206ZM212 102H213V101H210V103H212ZM216 102H215V103H216ZM105 103H106V102H105ZM122 103H123V102H122ZM122 103H121V104H122ZM196 103H197V102H196ZM234 103H235V102H234ZM238 103H240V102H238ZM238 103H235V107H236L237 105H240V104H238ZM83 104H84V103H83ZM86 104L88 105L89 103H87V101H86V103H85L84 105L86 106ZM92 104H93V103H92ZM95 104H96V103H95ZM140 104H141V103H140ZM143 104H144V103H143ZM199 104H200V103H199ZM201 104H200V105H201ZM236 104H237V105H236ZM100 105H101V104H100ZM202 105H203V104H202ZM204 105H205V103H204ZM216 105H217V103H216ZM216 105L213 103V106L216 107ZM223 105H224V104H223ZM82 106H83V105H82ZM88 106H89V105H88ZM141 106H142V105H141ZM146 106H147V105H146ZM211 106H212V105H211ZM78 107H79V106H78ZM89 107H90V106H89ZM118 107H120V106H118ZM142 107H143V106H142ZM148 107H149V106H148ZM218 107H219V106H218ZM228 107H229V106H228ZM263 107H264V105H263ZM57 108H59V107H57ZM151 108H152V107H151ZM204 108H206V106H205V107H204V106H203V107L200 106V107H199L200 110L196 107V110H195V109H194V110H195L196 113H197V109H198V111H200V113L198 112V113H199V116L202 117V116H205V113H206V111H207V110H204ZM222 108H223V107H222ZM248 108H249V107H248ZM84 109L86 110L87 108L85 107ZM84 109H82V111H83ZM89 109H90V108H89ZM89 109H87V110L89 111ZM117 109H118V108H117ZM207 109H208V106H207ZM243 109H244V108H243ZM78 110H79V109H78ZM85 110L83 111L84 113L81 112V114H80V111H79V113L76 112L78 115H77L76 113H74L75 111H74V112H73L72 110H70V111H66L63 115L60 116L61 118L58 120V122H57V121H56V122H51V121H50V124H48V125H50L51 128L48 127V128H49L48 130L51 131V130L53 129L52 127L57 128V127H55L56 125H57L58 127H60V126H59L60 124H61V126H63L65 129H66L67 126H68V128H71V126H73L72 124H74V123H76V124L74 125L75 128H77V124H78L79 126L81 125L80 127H82V125H83V126H85V128H86V127L89 128V126L92 127L91 125H94V123L99 124L98 126L100 127V126L102 125L101 123H103L104 120L108 122V123H107V122H104V124L107 123L108 126H110V125H109L110 120H108L107 118H104V117H105V115H103L104 113H103V114H100V116H101V115H102V116L100 117V119H98L99 116H97L95 113H94V114H95V115H94L93 112H91V109H90V111H89L88 113H86L87 110H86V111H85ZM212 110H213V108H212ZM230 110H231V109H230ZM230 110H229V111H230ZM62 111H63V110H62ZM263 111H264V110H263ZM158 112H159V111H158ZM216 112H217L216 109H214V113H215V114L213 113V114H214V118H213L212 120H210V122L213 123V124H211V126H212L211 128H213V130H212L213 132L216 131L215 133H217V130H218V132H219L220 127H221L222 130H224V128H225L227 131H230V129L232 128L233 130H232V129H231V130H232L233 134H234V132L236 131V133L234 134L235 136L233 135V137H235L236 140L241 141V140L239 139V138L241 137V135H242V137H241V138H242V141H243V139L245 140V138H243V136L245 137V135H243V134L241 133V130H244V127H245L246 125H244L243 129H240V128H242L241 125H240V126L238 125V126H239V129H238V128H237L238 126H234V123H232V126H233V127L230 128V125H228V124H229V123L231 124L232 120H231V122H229V120H230L231 118H233L232 116H231L230 118L228 117L229 119H228V121H227V114H229L228 116H230V113H227L228 111H224V112L221 111L220 113H218V112H219V111H218L217 114H216ZM222 112H223V114L226 112V113L224 114L225 116L222 114ZM230 112H231V111H230ZM89 113H90V114L92 113V114L90 115ZM231 113H232V112H231ZM234 113H236V111H235ZM254 113H255V112H254ZM57 114H58V113H57ZM152 114H153V113H152ZM210 114H212V113H210ZM210 114H209V115H210ZM261 114H262V113H261ZM131 115H132V114H131ZM142 115H143V114H142ZM154 115H155V114H154ZM187 115H189V114H187ZM219 115H220V116H219ZM231 115H233V113H232ZM253 115H254V114H253ZM47 116H48V115H47ZM93 116H94V118H93ZM96 116H97V117H96ZM135 116H136V115H135ZM194 116H195V115H194ZM215 116H216V117L218 116L219 118L217 117V119H216ZM234 116H235V115H234ZM242 116H243V115H242ZM258 116H259V115H258ZM49 117H51V116H49ZM158 117H159V116H158ZM186 117H187V116H186ZM191 117H192V116H191ZM197 117H198V116H197ZM208 117H210V116H208ZM221 117H222V119H221V120H218V119H220ZM237 117H238V116H237ZM251 117H252V116H251ZM254 117H255V116H254ZM260 117H261V116H260ZM102 118H103V119H102ZM162 118H163V117H162ZM165 118H166V117H165ZM205 118H207V117H205ZM255 118H256V117H255ZM96 119H97V120H96ZM146 119H148V118H146ZM183 119H184V118H183ZM199 119H200V118H199ZM202 119H203V120H201V122H199V123L197 122L198 120H197V121H196V120H195V121L192 120L191 123H190V127H191V129H194V131H195V130H196V131H197V130H198V131L200 130L199 132H202L203 134H205L206 132L208 133V129H209V125H210V124L208 125L207 120L204 119V117H202ZM209 119H210V118H209ZM215 119H216V120H215ZM245 119H246V118H245ZM99 120H101V121L98 122ZM132 120H133V119H132ZM214 120H215V121H214ZM238 120H239V119H238ZM243 120H244V119H243ZM258 120H259V117H258ZM60 121H61V122H60ZM115 121H116V120H115ZM171 121H172V120H171ZM179 121H180V120H179ZM186 121H188V119H187V120L184 119V122H186ZM216 121H217V122H216ZM48 122H49V121H48ZM64 122H65V123H64ZM180 122H181V121H180ZM246 122H247V121H246ZM41 123H42V122H41ZM41 123H39V124H41ZM56 123H57V124H56ZM58 123H59V124H58ZM126 123H127V122H126ZM132 123H134V124L136 125L135 122H132ZM140 123H141V122H140ZM144 123H145V122H144ZM177 123L179 124V122H177ZM187 123H188V122H187ZM39 124H38V125H39ZM53 124H55V126H54ZM62 124H65V125H62ZM68 124H71V126L69 127ZM97 124H95L94 126H97ZM151 124H152V123H151ZM165 124H169V121H168L167 123H165ZM181 124L183 125V123H181ZM236 124H238V123H236ZM247 124H248V123H247ZM250 124H251V123H250ZM250 124H249V125H250ZM86 125H87V126H86ZM127 125H128V124H127ZM130 125L134 127V125H132V124H130ZM152 125H155V124L153 123ZM173 125H174V124H173ZM173 125H172V126H173ZM79 126H78V127H79ZM94 126H93V127H94ZM103 126H105V125H103ZM123 126H125V124H123ZM123 126H122V127H123ZM136 126H137V125H136ZM187 126H189V124H187ZM217 126H219V127H218L219 129H218V128L216 129ZM63 127H61V128H63ZM110 127H111V126H110ZM126 127H127V126H126ZM126 127H125V128H126ZM143 127H145V126H143ZM147 127H148V126H147ZM150 127H151V126H150ZM154 127H155V126H154ZM168 127H170V126H168ZM183 127H184V126H182V128H183ZM190 127H189V128H190ZM228 127H229V128H228ZM250 127H251V126H250ZM262 127H263V125H262ZM37 128H38V127H37ZM130 128H131V127H130ZM148 128H149V127H148ZM152 128H153V126L151 127V129H152ZM180 128H181V127H180ZM235 128H237V129L235 130ZM71 129H72V128H71ZM131 129L133 130V128H131ZM131 129H130V130H131ZM140 129H141V128H140ZM146 129H147V128H146ZM221 129H220V130H221ZM259 129H260V128H259ZM67 130H68V129H67ZM67 130H66V131H67ZM75 130H76V129H75ZM136 130H137V129H136ZM178 130H180V129H178ZM69 131H70V130H69ZM150 131H151V130H150ZM180 131H181V130H180ZM184 131H185V130H184ZM224 131H225V130H224ZM239 131H240V132H239ZM48 132H49V131H48ZM74 132H75V131H74ZM138 132H139V131H138ZM148 132H149V131H148ZM187 132H188V131H187ZM232 132H231V133H232ZM237 132H239V133L237 134ZM245 132H246V131H245ZM248 132H249V131H248ZM253 132H254V131H253ZM46 133H47V132H46ZM72 133H73V132H72ZM143 133H146V132H143ZM157 133H158V132H157ZM207 133H206V134H207ZM225 133H226V131H225ZM231 133H230V134H231ZM240 133H241V134H240ZM30 134H31V133H30ZM39 134H40V133H39ZM68 134H69V132H68ZM130 134H131V132H130ZM134 134H135V133H134ZM195 134H196V133H195ZM198 134H199V133H198ZM210 134H211V133H210ZM212 134H213V133H212ZM258 134H259V133H258ZM261 134H262V133H261ZM7 135H8V134H7ZM18 135H19V133H18ZM41 135H42V137H45V136H46V134H45V135L41 134ZM63 135H64V134H63ZM69 135H70V134H69ZM139 135H140V134H139ZM139 135H138V136H139ZM147 135H148V134H147ZM149 135H151V137H152V134H149ZM149 135H148V136H149ZM156 135H157V134H156ZM158 135H160V134L158 133ZM181 135H183V134H181ZM181 135H180V136H181ZM192 135H193V134H191V136H192ZM228 135H229V134H228ZM231 135H232V134H231ZM246 135H247V134H246ZM252 135H253V134H252ZM5 136H6V135H5ZM132 136H133V135H132ZM140 136H141V138H139V139L142 140L143 137H144V136L142 137V132H141V135H140ZM154 136H155V135H154ZM175 136H176V134H175ZM177 136H179V135H177ZM177 136H176V137H177ZM186 136H187V133H186ZM193 136H194V135H193ZM213 136H214V138H215L216 135L213 134ZM263 136H264V135H263ZM2 137H3V136H2ZM19 137H20V136H19ZM36 137H38V135H36ZM42 137H39V138H42ZM136 137H137V135H136ZM136 137H135V138H136ZM146 137H147V136H146ZM149 137H150V136H149ZM189 137H190V136H189ZM194 137H195V136H194ZM204 137H206V136H204ZM207 137H208V136H207ZM207 137H206V138H202L203 140L201 139V141L198 140V141H196V142H197V143H198V142H199V143L201 142V143L199 144L200 148L203 149V150H205L206 153L208 154L209 152L207 151V149H208V148H211V147H210L211 144H209V142H208V138H207ZM4 138H5V137H4ZM8 138H9V137H8ZM13 138H14V137H13ZM47 138H48V137H47ZM65 138H66V137H65ZM127 138H128V139H127ZM127 138H126V140H128V141L131 143L132 140L130 141V138H129V137H127ZM132 138H133V137H132ZM137 138H138V137H137ZM152 138H153V137H152ZM156 138H157V137H156ZM158 138H161V137H158ZM190 138H191V137H190ZM192 138H193V137H192ZM198 138H199V137H198ZM209 138H210V137H209ZM11 139H12V138H11ZM74 139H75V138H74ZM154 139H155V137H154ZM162 139H163V138H162ZM179 139H180V138H179ZM224 139H225V138H224ZM226 139H227V140H226ZM226 139H225L226 141H229L230 138L226 137ZM232 139H234V138H232ZM252 139H253V138H252ZM40 140H41V139H40ZM43 140H45V139L43 138L41 141H43ZM46 140H47V139H46ZM49 140H51V139L49 138ZM133 140H134V138H133ZM186 140H187V139H186ZM191 140H192V139H191ZM193 140H194V139H193ZM193 140H192V141H193ZM211 140H212V139H211ZM213 140H214V139H213ZM219 140H220V139H219ZM230 140H231V139H230ZM248 140H249V139H248ZM255 140H256V139H253L254 142H255ZM70 141H71V140H70ZM136 141H137V140H136ZM152 141H153V140H152ZM154 141H155V140H154ZM187 141H188V140H187ZM192 141H191V142H192ZM194 141H195V140H194ZM221 141L223 142L224 140H221ZM2 142H3V141H2ZM20 142H21V141H20ZM49 142H52V141H49ZM53 142H54L53 144H55V141H53ZM132 142L134 143V141H132ZM142 142H143V140H142ZM158 142H159V140H158ZM170 142H171V141H170ZM174 142H175V141H174ZM182 142H183V141H182ZM182 142H181V143H182ZM213 142H214V141H213ZM235 142H236V141H235ZM248 142H249V141H248ZM251 142H252V141H251ZM251 142H250V143H251ZM46 143L48 144V141H47ZM120 143H122V142H120ZM124 143H125V142H124ZM124 143H123V144H124ZM133 143H131L130 145L127 144V143H125V144L131 146ZM138 143H139V142H138ZM140 143H141V141H140ZM140 143H139V144H140ZM149 143L151 144V139H150V142H148V144H149ZM156 143H157V142H156ZM162 143L164 144V142H162V141L160 140V142L157 143V144H159L160 146H161V145L163 146ZM215 143H216V142H215ZM217 143H218V139H217ZM226 143H227V142H226ZM229 143H232V142H229ZM246 143H247V142H246ZM62 144H65V143H62ZM141 144H143V143H141ZM141 144H140V145H141ZM194 144H195V143H194ZM194 144H193V145H194ZM221 144H223V143H221ZM227 144H228V143H227ZM1 145H2V144H1ZM39 145H40V144H39ZM45 145H46V144H45ZM45 145H44V146H45ZM133 145H134V144H133ZM153 145H154V143L152 144V146H153ZM209 145H210V146H209ZM231 145H232V144H231ZM237 145H239V144H237ZM237 145H236V147H237ZM67 146H68V145H67ZM135 146H136V145H134V147H135ZM145 146L147 147V145H145ZM162 146L160 147L161 150H162ZM165 146H166V145H165ZM216 146H217L218 148L216 147V148H217V149H216V152H217V153H215L216 157H215L214 160H216V158H217V159L221 158V157H219V158L217 157V155H219L217 150H219V147H222V145L220 146V144H216ZM233 146H234V144H233ZM240 146H241V145H240ZM251 146H252V145H251ZM261 146H262V145H261ZM10 147H12V146H10ZM47 147H48V148H47ZM47 147H45V148H47V149H46L47 151H46L45 149H43V151H44V154H43L44 156L42 155L43 157H42V156H41V157L39 156V158H34V157H33L34 159H36V160H35L36 162H37V159H38V162H39V161H40L39 159H40V158H45L46 155H49V156H50V155L52 154V151H53L52 156L55 155L56 157H59V154H60V153L57 155V153H58V149H57V148H54V149L52 148V147H55V145L52 146V144H51V148H50L49 146H47ZM114 147H116V146H114ZM132 147H133V146H132ZM137 147H138V146H137ZM140 147H142V146H140ZM140 147H139V149H137V152H138V150L141 149ZM146 147H145V148H146ZM154 147H157V146H154ZM158 147H159V146H158ZM158 147H157V148H158ZM228 147L230 148V146H227V149L230 151V149H232V148L229 149ZM231 147H232V146H231ZM253 147H254V146H253ZM5 148H6V147H5ZM63 148H64V147H63ZM65 148H66V147H65ZM142 148H143V147H142ZM147 148H148V147H147ZM151 148H152V151H155L154 148L151 147V146L149 147V151L151 150ZM225 148H226V147H225ZM225 148H224V150H225ZM233 148H234V147H233ZM27 149H28V148H27ZM55 149H57V151L55 152L56 154H54ZM66 149H67V150L64 149V150H65V153H66V151H67V152H68V151H71V150L73 149V147L71 148V150H70V147H69V149H68V148H66ZM75 149L77 150V148L74 147V149L70 152V153H72V154H70V153H66V154H68V155L70 154V155H72V156H75L76 154H78V152H76ZM115 149H116V148H115ZM166 149H167V148H166ZM179 149H180V148H178V150H179ZM213 149H214V148H213ZM48 150H49V151H48ZM50 150H51V152H50ZM100 150H101V148H100ZM108 150H109V149H108ZM144 150H145V149H144ZM144 150H143V151H144ZM157 150H158V149H157ZM175 150H176V149H175ZM208 150H210V149H208ZM211 150H212V148H211ZM214 150H215V149H214ZM232 150H233V149H232ZM1 151H2V150H1ZM10 151H12V150H10ZM45 151H46L48 154H47ZM77 151H78V150H77ZM176 151H177V150H176ZM220 151H221V150H220ZM222 151H223V150H222ZM238 151H239V150H238ZM2 152H3V153L0 155V158L2 157V155H4V151H2ZM5 152H6V151H5ZM7 152H9V151H7ZM7 152L5 153V155H7ZM12 152H13V151H12ZM21 152H22V151H21ZM28 152H29V151H28ZM49 152H50V153H49ZM102 152H103V151H102ZM110 152H111V151H110ZM178 152H179V151H178ZM203 152H204V151H203ZM212 152H214V151H212ZM212 152H210V153L212 154ZM226 152H227V150L225 151V153H226ZM233 152H234V150H233ZM0 153H1V152H0ZM10 153H11V152H10ZM10 153H8L7 158H6V156H4L5 159H6L7 161H8V158L11 159V157H8ZM13 153H15V152H13ZM13 153H12V154H13ZM29 153H30V152H29ZM45 153H46V155H45ZM62 153H63V152H62ZM100 153H101V152H100ZM112 153H113V150H112ZM151 153H152V152H151ZM153 153H154V152H153ZM169 153H170V152H169ZM206 153H205L204 156H206ZM235 153L237 154V150L235 151ZM242 153H243V152H242ZM12 154H11V155H12ZM17 154H18V153H17ZM17 154H16V155H17ZM25 154H27V153L25 152ZM73 154H74V155H73ZM98 154H99V153H98ZM203 154H204V153H203ZM232 154H233V153H232ZM247 154H248V153H247ZM13 155H15V154H13ZM13 155H12V156H13ZM16 155H15V158H17ZM33 155H37L36 157H38V154H33ZM99 155H101V154H99ZM99 155H98V156L96 155V156L99 157ZM111 155H112V154H111ZM182 155H183V154H182ZM209 155H210V154H209ZM220 155H221V154H220ZM234 155H235V154H234ZM234 155H233V157H232V155H230V156H231V158H230L229 153H228L227 156H228L229 158H226V159H225L224 154H222V157H224V159H225L226 161H224V159L221 158V159H222V162H221V163H225V162H226V163L228 164L229 160L232 159V158H233L232 160H235V159H236V158H235L236 155H235V157H234ZM239 155H240V154H239ZM242 155H243V154H242ZM245 155H246V153H245ZM23 156H26V155H23ZM27 156H28V155H27ZM31 156H32V154H30V157H31ZM52 156H50L48 159L46 158V160L52 161V160H53V158H51ZM55 156H54V157H55ZM64 156H65V155H64ZM66 156H67V155H66ZM87 156H88V155H87ZM96 156H95V157H92V159H93V158L95 159ZM133 156H134V160H135V157H138L137 155L135 156V154H134ZM225 156H226V155H225ZM227 156H226V157H227ZM247 156H248V155H247ZM247 156H245V157H247ZM18 157L23 158L22 155H21V156L18 155ZM28 157H29V156H28ZM56 157H55V158H56ZM209 157H210V156H209ZM253 157H254V156H253ZM13 158H14V157H13ZM55 158H54V159H55ZM132 158H133V157H132ZM193 158H194V157H193ZM205 158H206V157H205ZM207 158H208V156H207ZM207 158H206V159H207ZM237 158H239V157H237ZM242 158H243V157H241L240 160L236 159L235 162H234V161L231 162V160H230V164H228V165H230L231 167H233V166H234V167H233V168L229 167V169H230V170H231V169L238 170V169L244 167V166H243V163L246 162V160H248V159H244V158H243V159L245 160V161H244V160H242ZM251 158H252V157H251ZM3 159H4V158L2 157L1 160H3ZM29 159H31L33 162H32L31 160H30V162H29ZM34 159H32V158H27V157H26V159L24 160V162L21 160V163L23 162V163H25V165L30 164L29 166H31V167H29V168H32V166H33V170H34V169L37 167L36 163H35V165H34ZM92 159H91V160H92ZM125 159H126V158H125ZM170 159H171V158H170ZM188 159H189V158H188ZM221 159H220V161H221ZM228 159H229V160H228ZM1 160H0V161H1ZM17 160H18V159H17ZM88 160H90V159H88ZM91 160H90V163H91ZM126 160H127V161H126L127 163H125V164H126V165H127V164L129 165V163H128V160H129V159H126ZM173 160H174V159H173ZM175 160H176V158H175ZM194 160H195V159H194ZM207 160L209 161L210 159H207ZM186 161H187L186 159H183L181 163H182V164L184 163V164L186 165V164H187ZM198 161H199V160H198ZM223 161H224V162H223ZM227 161H228V162H227ZM240 161H241V162L243 161V162L239 164L238 162H240ZM248 161H249V160H248ZM260 161H261V160H260ZM263 161H264V160H263ZM1 162H2L3 165L6 164V165L9 167V171L11 170L12 172H15L14 170L17 168V164H18V162H20V161H19V160H18L17 162H15V161H9L8 163H6V161L4 160V163H3V161H1ZM38 162H37V164H38ZM47 162H48V161H47ZM95 162H96V160H95ZM95 162H94V163H95ZM124 162H125V161H124ZM129 162H130V160H129ZM206 162H207V161H206ZM209 162H210V161H209ZM236 162H237V165L239 164L240 166H239V165L237 166V165L235 164ZM16 163H17V164H16ZM74 163H75V162H74ZM74 163L71 162L70 164H74ZM195 163H196V162H195ZM204 163H205V162H204ZM210 163H213L212 160H211ZM210 163L207 165V167L209 166V174L207 175V174L205 173V174H206V177H208L209 179H207V178L204 176L203 180L205 181V178H206L207 180L210 181V179H211L215 184L219 181L216 185H217L218 189L220 188V192L222 191L221 193H222V194H225V195H226V192H227V194H228L230 191H229V190L227 191V190H225L224 188H226V189L230 188V189H231L230 186H231V185L234 186L235 183L237 184L238 182H236V180H233V181L230 182V180L228 179V177H227V179H228L229 181L226 180V177H223V176H225V174H227L230 170H229L228 168H226V169H228V170H226L225 167H224L223 165L220 167V163L218 164V163H216V162L213 163L215 167H216V166L218 167V168L216 167L217 169H215V171L217 172V173H215V175L217 176V178H219L218 176L220 175V177H221L222 179H223V178H224V179L222 180V179L220 178L218 181H217V179H216V182H215V181L213 180V179H215V176H214V169H213L212 164H210ZM231 163H232V164H231ZM248 163H249V162H248ZM0 164H1V163H0ZM31 164H32V165H31ZM70 164H69V167H68V166H67V167H68L69 169H72V167H71L72 165L70 166ZM92 164H93V163H91L90 165H92ZM120 164H122L121 167L124 165L123 162H120ZM120 164L118 163V166H117V167H120ZM131 164H132V163H131ZM217 164H218V165H217ZM245 164H246V163H245ZM254 164H255V163H254ZM78 165H79V164H78ZM78 165H77V166H74V165H73V167H75V169H76V167H78ZM90 165H89V166H90ZM96 165L100 166L99 163H98V164L95 163V165H93V166L96 167ZM114 165H116V164H114ZM165 165H167V164H165ZM188 165H189V167H187V168H188L189 170L187 169V171H186V167H183V168L185 169V172H186V173L192 170V169H190V168H191V167H190V164H188ZM192 165H193V164H192ZM34 166H35V168H34ZM105 166H106V165H105ZM129 166H130V165H129ZM178 166H179V165H178ZM0 167H1V165H0ZM3 167H5V165H4ZM19 167H20V166H19ZM24 167H25V166H24ZM26 167H28V165H27ZM110 167H112V166H110ZM113 167L115 168V166H113ZM113 167H112L113 170H111V171L115 172V175L117 176V175H118V174H116V173H117V171H116L117 168L114 169ZM130 167H131V166H130ZM235 167H236V168H235ZM254 167H255V169H254L255 171L258 170V169H261V167H260L259 165H254ZM22 168H23V167H22ZM91 168H93V167L90 166V169H91ZM108 168H109V167H108ZM108 168H106V169H108ZM163 168H164V167H163ZM18 169H19V168H18ZM25 169H28V168H25ZM25 169H24V170H25ZM73 169H74V168H73ZM94 169L97 170L96 168H94ZM98 169H99V168H98ZM100 169L103 170V168H102L101 166H100ZM20 170L22 171V169H20ZM29 170H30V169H29ZM31 170H32V169H31ZM33 170H32V171H33ZM91 170H92V169H91ZM95 170H93V171L96 172ZM101 170H97V171H101ZM114 170H115V171H114ZM124 170H125V169H124V167H123V171H124ZM218 170H219V171H222V172H218ZM262 170H263V169H262ZM71 171H72V170H71ZM103 171H104V170H103ZM103 171H102V173H101V174H102V178H103V174H104ZM109 171H110V170H108V172H109ZM111 171H110V172H111ZM223 171H224V172H223ZM12 172H11V173H12ZM16 172H17V170H16ZM16 172H15V173H16ZM24 172H25V171H24ZM26 172H27V171H26ZM63 172H64V171H63ZM240 172H241V171H240ZM242 172H243V171H242ZM256 172H257V171H256ZM41 173H42V172H41ZM41 173H40V174H41ZM43 173H44V175L42 174L43 176H45V175H49V174H47V173H45V172H43ZM121 173H122V171H121ZM121 173H119V175H120ZM161 173H162V172H161ZM172 173H174V172H172ZM207 173H208V172H207ZM219 173H221L222 175L219 174ZM229 173H230V172H229ZM229 173H228V174H229ZM234 173H235V172H234ZM244 173H245V172H244ZM252 173H253V172H252ZM263 173H264V172H263ZM148 174H149V173H148ZM228 174H227L226 176H228ZM231 174H233V173H231ZM119 175H118V177H119ZM151 175H152V174H151ZM172 175H173V174H172ZM184 175L187 176L188 174H187V175L184 174ZM238 175H242V176H244L242 173H241V174L239 173ZM255 175H256V174H255ZM40 176H41V175H40ZM43 176H42V177H43ZM111 176L114 177L113 175H111ZM116 176H115V177H116ZM181 176H182V175H181ZM230 176H231V175H230ZM230 176H229V178H230ZM233 176H234V175H233ZM106 177H107V176H106ZM106 177H104V179H107ZM109 177H110V176H109ZM115 177H114V179H116ZM235 177H237V173H236V176H235ZM48 178H49V177H48ZM54 178H55V177H54ZM58 178H59V177H58ZM102 178H101V179L99 178V180H102ZM110 178H111V177H110ZM142 178H143V177H142ZM243 178H244V177H241L240 180H243ZM50 179H51V178H50ZM63 179H65V178H63ZM66 179H67V178H66ZM104 179H103V180H104ZM230 179H231V178H230ZM233 179H234V178H233ZM237 179H238V178H237ZM99 180H98V182H99ZM103 180L100 181V182L103 183ZM109 180H110V179H109ZM116 180H118V178H117ZM152 180H153V178H149V180H148V178H147V180H145L146 182L143 183V185H142L141 188L146 187V186H148V185L151 186L150 184H154V183H155V180H154L153 182H152ZM207 180H206V183L208 182ZM240 180H239V181H240ZM48 181H50V180H48ZM56 181H57V180H56ZM56 181H55V182H56ZM104 181H106V180H104ZM246 181H247V180H246ZM45 182H46V181H45ZM61 182H62V184H64V182H65V185H66V181H65V180H62ZM107 182H108V181H107ZM220 182H221V183H220ZM232 182H234V183L232 184ZM242 182H243V181H242ZM249 182H250V180H249ZM52 183H53V181H52ZM104 183H105V182H104ZM104 183H103V185H104ZM112 183H113V182H112ZM112 183L109 182L108 184H112ZM139 183H140V182H139ZM209 183H211V181H210ZM219 183H220V185H219ZM62 184H60V185H62ZM97 184H98V183H97ZM116 184H117V183H116ZM137 184H138V183H137ZM211 184H212V183H211ZM242 184H243V183H242ZM57 185H59V184H57ZM88 185H89V187L91 188V191H92V192L90 191V188L88 187ZM88 185H85L86 187H88V189H87L85 186H83V187H84V190L87 189L88 191H90V192L92 193V195H91L92 197L89 196L90 194L87 195V196H89L90 198H92V199L94 198V199H95V200H92V204L94 203V204H93L94 206H95V205L97 206L98 203L102 204V203H103V199H102V198H103V196H105V195H103V193L101 192V193H102V197H101V194H100L101 189H99L98 191H97V189H94V187H97L96 184H95L94 186H93V184H91L92 186H90V184H88ZM100 185H101V184H99V186H100ZM106 185H107V184H106ZM213 185H214V184H213ZM218 185H219V186H218ZM226 185H227V186H226ZM246 185H247V184H246ZM246 185H244V186H246ZM66 186H67V185H66ZM66 186H65V187H66ZM68 186H69V185H68ZM68 186H67V187H68ZM108 186L111 187L110 185H108ZM108 186H106L105 189H104V187H103V191L107 190L106 188H108ZM138 186H139V185H138ZM197 186H198V185H197ZM206 186H207V185H206ZM237 186H238V185H237ZM253 186H254V184H253ZM56 187H57V186H56ZM58 187H59V186H58ZM60 187H61V186H60ZM60 187H59V188H60ZM67 187H66V188H67ZM83 187L81 188V190H82L81 193L84 192ZM100 187L102 188V185H101ZM100 187H98V188H100ZM112 187H113V185H112ZM215 187H216V186H215ZM221 187H222V189H221ZM254 187H255V186H254ZM256 187H257V186H256ZM71 188H72V187H71ZM141 188H140V189H141ZM158 188H159V187H158ZM207 188L209 189L208 186H207ZM77 189L79 190L78 186H77ZM92 189L96 190V194H95V191L92 190ZM113 189H114V188H113ZM205 189H206V188H205ZM208 189H207V191L210 192V190H208ZM232 189H233V188H232ZM243 189H244V187H243ZM245 189H246V188H245ZM60 190H61V188H60ZM74 190H75V191H74ZM78 190L76 191V188L73 189V191H74V192H77V193L80 191V190H79V191H78ZM108 190H109V189H108ZM110 190H111V189H110ZM203 190H204V188H203ZM73 191H71L70 194L73 193ZM114 191H115V190H114ZM161 191H162V190H161ZM218 191H219V190H218ZM223 191H224V192H223ZM233 191H234V190H233ZM245 191H246V190H245ZM41 192H42V191H41ZM41 192H40V193H41ZM85 192H86V191H85ZM93 192H94V193H93ZM192 192H193V189H192ZM195 192H196V191H195ZM198 192H199V191H198ZM234 192H235V191H234ZM241 192H242V191H241ZM77 193H76V194H77ZM87 193H88V192H86V194H87ZM97 193H99V195H98ZM106 193H107V192H106ZM211 193H212V192H210V193L206 192V194H207V195H206L207 198L204 196V199L206 198V200H204L205 202H206V201H210V200L213 198V197L211 198V196H212L214 193H212V194H211ZM231 193H233V192H231ZM239 193H240V192H239ZM31 194H32V193H31ZM45 194H46V193H45ZM47 194H48V193H47ZM47 194H46V195H47ZM86 194H85V195L83 194V196H82V195H80V196L84 197V196H86ZM93 194H94V195H93ZM197 194H198V193H197ZM200 194H201V193H200ZM202 194L205 195V192H203ZM202 194H201V195H202ZM210 194H211V195H210ZM65 195H66V194H65ZM65 195H63L62 197H64ZM78 195H79V194H78ZM78 195H77V196H78ZM96 195H97L98 197H97ZM117 195H118V197L120 196L121 199L124 198V197H122V196L124 195V193H123V194H117ZM117 195L115 194V195H113V196L116 197ZM186 195H187V194H186ZM201 195H199V196L201 197ZM217 195H218V194H217ZM220 195H221V194H220ZM229 195H230V194H229ZM235 195L237 196L236 193H235ZM244 195H245V193H244ZM34 196H35V195H34ZM68 196H70V195L68 194ZM93 196H94V197H93ZM95 196H96L97 198H96ZM193 196H194V198H198L197 195H196L197 197H195V195H193ZM208 196H209L210 198H208ZM213 196H214V195H213ZM239 196H241V195H238V197H239ZM35 197H36V196H35ZM57 197H58V196H57ZM66 197H67V196H65L64 199H65ZM120 197H119V198H120ZM175 197H176V196H175ZM200 197L198 198V199H199V202H198L199 205H200V202H201V201H202L201 204L204 203V205H201V206H202V207H201V208H202V211H201L200 214H202V215L200 216V219H201V220L199 219V222H200L199 225H200V224H201V225L198 226L196 223H194V224H195V226H194L195 228H194V229H196V226H197V229H199L200 227H202V226H204V225L206 226L207 224H210L209 221H210V222L212 221V222H214L213 224H216V223H217L216 226L214 225V228L216 227V228L218 229V228H220V227L222 226L221 224H224V223H225V225L228 224V225L225 227L226 230L229 229L230 231H231V230H232V231L234 230V231H238V232H239V229L237 230V228H234V227L238 224V222L240 223L239 220H237L236 218H234L235 216L233 217V219H232V217L230 218L231 215L228 216L227 220H226V219L224 220V223L222 222L223 220H220V219L216 218V216H215V218L213 217V216L215 215V213H216V215H217V212H218V210L220 209V208H219V209H217V208L215 209V206H216L215 203L218 202V200L214 203V202H213V199H214V200H216V199L213 198V199H212V202L215 204V205H214V204L212 203V205L214 206L213 210H212V208H211L210 210H208L210 207H209L208 209L206 208V209H207V210H206V209H204V206H205V204H207L208 202L205 203V202L202 200L203 198H202V197L200 198ZM214 197H215V196H214ZM219 197H220V196H219ZM223 197H224V196H222V198H223ZM36 198H38V197H36ZM58 198H59V197H58ZM67 198H68V197H67ZM69 198H70V197H69ZM90 198H89V199H90ZM98 198H99V199H98ZM146 198H147V197H146ZM226 198H229V197L226 196ZM226 198H225V199H226ZM235 198H236V197H235ZM40 199H41V198H40ZM56 199H57V198H56ZM86 199H88V198H86ZM96 199H97V200H96ZM148 199H149V198H148ZM153 199H154V198H153ZM187 199H188V198H187ZM192 199H193V198H192ZM207 199H208V200H207ZM232 199H233V198H231V200H232ZM262 199H263V198H262ZM58 200H59V199H58ZM62 200H63V199H62ZM80 200H81V202L84 203V201H82L83 198H82V199L80 198ZM90 200H91V199H90ZM99 200H100V202H99ZM151 200H152V199H151ZM171 200H172V199H171ZM177 200H178V199H177ZM188 200H189V199H188ZM193 200H195V199H193ZM223 200H224V198H223ZM231 200H230V201H231ZM236 200H238V199H236ZM239 200H241V199H239ZM239 200H238V201H239ZM247 200H248V199H247ZM72 201H73V200H72ZM93 201H94V202H93ZM96 201H97V202H96ZM166 201H167V200H166ZM182 201H183V200H182ZM184 201H185V200H184ZM197 201H198V200H195V202H197ZM233 201H234V200H233ZM233 201H232V202H233ZM238 201H237V202H238ZM52 202H53V201H52ZM76 202H78V200H77ZM79 202H80V201H79ZM85 202H87V200H86ZM185 202H187V200H186ZM190 202H191V201H190ZM190 202H189V204H190ZM195 202H193V203H195ZM221 202H224V204L226 203L225 201H222V200H221ZM240 202H241V201H240ZM245 202H246V201H245ZM260 202H261V201H260ZM66 203H67V202H66ZM70 203H72V202H70ZM96 203H97V204H96ZM162 203H163V202H162ZM175 203H176V202H175ZM193 203L190 204V205L188 204L187 206H189L190 208H192V207H194V206H193ZM218 203H219V202H218ZM229 203H230V202H229ZM243 203H244V202H243ZM248 203H249V201H248ZM64 204H65V203H64ZM67 204H68V203H67ZM72 204H73V203H72ZM100 204H98V206H99ZM195 204H196V203H195ZM209 204H210V203H209ZM230 204H231V203H230ZM238 204H240V203L238 202ZM78 205H79V203H78ZM84 205H85V204H84ZM168 205H169V204H168ZM171 205H172V204H171ZM197 205H198V204H197ZM199 205H198V206H199ZM207 205H208V204H207ZM217 205H218V204H217ZM246 205H247V207H248V205H250V204H246ZM246 205H244V206L246 207ZM261 205H263V204H261ZM30 206H31V205H30ZM66 206H67V205H66ZM70 206H71V205H70ZM81 206H82L83 209H85V207H84L83 205H81ZM81 206H79V207H81ZM191 206H192V207H191ZM208 206H209V205H208ZM213 206H211V207H213ZM227 206H228V205H227ZM72 207H73V206H72ZM135 207H136V206H135ZM184 207H186V206H184ZM205 207H206V206H205ZM230 207H231V206H230ZM249 207H250V206H249ZM56 208H57V207H56ZM74 208H76V207L74 206ZM82 208H81L82 211H81L80 213L82 214V212H84V214H85L86 211L83 210ZM186 208H187V207H186ZM199 208H200V206H199ZM201 208H200V209H201ZM224 208H226V206H224ZM262 208H263V207H262ZM68 209H69V208H68ZM184 209H185V208H184ZM187 209H188V208H187ZM193 209H195V208H192V210H193ZM214 209H215V210H214ZM222 209H223V208H222ZM231 209H232V207H231ZM251 209H252V208H251ZM251 209H248V211L251 210ZM254 209H255V208H254ZM256 209H257V208H256ZM259 209H260V208H259ZM189 210H190V209H189ZM51 211H52V210H51ZM76 211H77V210H76ZM177 211H179V210H177ZM194 211H195V210H194ZM194 211H193V212H194ZM212 211H213V212H212ZM214 211H215V212H214ZM231 211H232V210H231ZM239 211H240V210H239ZM241 211H242V210H241ZM244 211H245V213H246V210H244ZM261 211H263V210H261ZM62 212H63V211H62ZM149 212H150V211H149ZM175 212H176V211H175ZM175 212L173 213V211H172V213H173V218L176 219V217H178V214H179L180 212H178V213L176 212V217H175V215H174ZM203 212H204V213H203ZM237 212H238V211H237ZM252 212L254 213L255 211L253 210ZM35 213H36V212H35ZM49 213H50V212H48V214H49ZM164 213H165V212H164ZM172 213L169 214V215L172 216ZM186 213H187V214H186V216H187V215L189 214V212H186ZM195 213H197V215H195V217L200 215V214H198L199 212H195ZM205 213L210 214L209 217H207L208 219L205 218V217H206V216H204ZM212 213H214V214L211 215ZM230 213H231V212H230ZM238 213L240 214V212H238ZM242 213H243V211H242ZM253 213H251V215H252ZM81 214H80V215H81ZM84 214H82V216H84ZM180 214H181V213H180ZM183 214H185V213L183 212ZM190 214H191V213H190ZM193 214H194V213H192L191 216H193ZM223 214H224V211H223ZM254 214H255V213H254ZM54 215H55V214H54ZM71 215H72V214H71ZM136 215H137V214H136ZM218 215H219V214H218ZM234 215H235V214H234ZM237 215H238V214H237ZM242 215H243V214H242ZM245 215H247V214H245ZM245 215H244V216H245ZM256 215H257V216H255V217H258V216H259V212H258V214H256ZM262 215H263V214H262ZM262 215H260V216H262ZM67 216H68V215H67ZM145 216H146V215H145ZM155 216H156V215H155ZM180 216H182V215H179V217H180ZM202 216H204V218H203ZM244 216H243V217H244ZM248 216H249V215H248ZM263 216H264V215H263ZM69 217H70V216H69ZM102 217H103V216H102ZM150 217H151V216H150ZM152 217H153V215H152ZM179 217H178V219H179ZM195 217L193 216V219H194ZM201 217H202V218H201ZM225 217H227V215H226ZM253 217H254V216H253ZM58 218H59V217H58ZM67 218H68V217H67ZM116 218H117V217H116ZM145 218H146V217H145ZM153 218H154V217H153ZM155 218H156V217H155ZM158 218H159V217H158ZM166 218H167V217H166ZM166 218H165V219H166ZM173 218L169 217V219H170L171 222L174 220ZM189 218H191V217H189ZM213 218H214L215 220H220V222H219V221L216 222ZM222 218H223V216H222ZM229 218H230V219H229ZM64 219H65V218H64ZM100 219H102V218H100ZM163 219H164V217H163ZM178 219H176V220H178ZM195 219H196V218H195ZM195 219H194V220H195ZM197 219H198V217H197ZM204 219H207V220H209V221L206 220V222H205L206 224H205L204 221H203ZM231 219H232V222H234V223H231ZM235 219H236V220H235ZM244 219H245V217H244ZM246 219H247V218H246ZM255 219H256V218H255ZM262 219H264V217H263V218H262V217L260 218L261 221H262ZM55 220H56V219H55ZM98 220H99V218H98ZM153 220H155V219H153ZM157 220H158V219H157ZM176 220H175V221H176ZM213 220H214V221H213ZM228 220H230V222H229ZM233 220H235V221H233ZM99 221H100V220H99ZM102 221H105V219H104V220L102 219L100 222H102ZM114 221H115V220H114ZM134 221H135V220H134ZM167 221H168V220H167ZM167 221H166L167 225H168V224L170 225V223H169L170 221H169V222H167ZM179 221H180V223H178ZM181 221H183V220H181V218H180V220H178L177 223H178V224H181ZM226 221H227V223H226ZM257 221H258V220H257ZM263 221H264V220H263ZM263 221H262V222H263ZM16 222H17V221H16ZM89 222H90V221H89ZM96 222H97V221H96ZM146 222H147V221H146ZM160 222H161V220H160ZM164 222H165V220H164ZM201 222H203V224H202ZM215 222H216V223H215ZM242 222H244V221L242 220ZM246 222H247V221H246ZM250 222H252L251 219H250ZM61 223H62V222H61ZM104 223H105V222H104ZM139 223H141V221H140ZM148 223H149V221H148ZM154 223H155V222H154ZM177 223H176V224H177ZM182 223H184V222H182ZM235 223H236V225L233 226ZM258 223H259V222H258ZM62 224H63V223H62ZM85 224H86V222H85ZM101 224H102V223H101ZM158 224H159V223H158ZM173 224L175 225V222H173ZM178 224H177V225H178ZM229 224H231V225H229ZM244 224H245V226H246V224H248V223H244ZM244 224H242V223L239 224L240 227H241V229H242V225H244ZM251 224H252V223H251ZM16 225H17V224H16ZM65 225H66V224H65ZM103 225H105L106 227H108L107 222H106L105 224H103ZM155 225H156V224H155ZM171 225H172V224H171ZM174 225H173V226H174ZM220 225H221V226H220ZM249 225H250V224H249ZM49 226H50V225H49ZM49 226H48V227H49ZM51 226H52V225H51ZM54 226H55V225H54ZM89 226H90V225H89ZM95 226H97V225H95ZM121 226H123V225H121ZM144 226H145V225H144ZM146 226H147V225H146ZM210 226H211V225H210ZM219 226H220V227H219ZM228 226H229V227H228ZM230 226H232V228H230ZM250 226H254V225L252 224V225H250ZM255 226H256V224H255ZM258 226H259V225H258ZM55 227H56V226H55ZM70 227H71V226H70ZM106 227H104L105 230H106ZM149 227H150V226H149ZM175 227H177V226H175ZM180 227H181V225L179 226V228H180ZM182 227H183V224H182ZM182 227H181V228H182ZM186 227H187V226H185L184 228L186 229ZM198 227H199V228H198ZM223 227H224V226H223ZM240 227H239V228H240ZM108 228H109V227H108ZM122 228H123V227H122ZM143 228H144V227H143ZM189 228H190V227H189ZM211 228H212V227H211ZM214 228H213V231H214V230H217V229H214ZM245 228H246V227H245ZM248 228H249V227H248ZM250 228H252V227H250ZM60 229H61V228H60ZM98 229H99V228H98ZM123 229H124V228H123ZM125 229H127V228H125ZM132 229H133V228H131V230H132ZM140 229L142 230V228H139V230H138V229H137V230H138V231H141ZM144 229H145V228H144ZM167 229H168V228H167ZM177 229H178V228H177ZM190 229H193V228H190ZM200 229H202V228H200ZM200 229H199V230H200ZM252 229L255 230V227L252 228ZM263 229H264V228H263ZM129 230H130V229H129ZM180 230H181V229H180ZM219 230H220V229H219ZM224 230H225V229H224ZM224 230H223V231H224ZM229 230H228V232H229ZM246 230H247V229H246ZM77 231H78V230H77ZM92 231H93V230H92ZM133 231H134V230H133ZM167 231H169V230H167ZM167 231H166V232H167ZM184 231H185V230H184ZM184 231H182V232H184ZM186 231H189V230H186ZM241 231L243 232V231H244V228H243ZM247 231H248V230H247ZM37 232H38V231H37ZM134 232H135V231H134ZM143 232L145 233V231H143ZM170 232H171V231H170ZM176 232H177V231H176ZM178 232H179V230H178ZM180 232H181V231H180ZM191 232H192V230H191ZM221 232H222V230H221V231H218L219 234H222ZM242 232H241V233H242ZM251 232H252V231H251ZM261 232H262V233H261ZM85 233H86V232H85ZM102 233H103V232H102ZM122 233H123V232H122ZM131 233H133V232L131 231ZM137 233H138V232H137ZM140 233H141V232H139V234H140ZM197 233H198V231H197ZM201 233H202V232H201ZM213 233H214V232H213ZM218 233H216V232L214 233V236L217 235L218 238H216V237H214L213 235H211L212 232H211L210 234H209V233H207V234L211 235V236L214 238L215 245H213V247H214V248L216 247V249L220 250L219 248L223 245L222 242H224V241H222V240L219 238L220 235H218ZM225 233H226V231H225ZM225 233H224V234H225ZM235 233H236V232H235ZM235 233H233V234H235ZM244 233H245V231H244ZM246 233H247V232H246ZM249 233H250V232H249ZM256 233H257L256 235H259V236H258L259 238H260V235H261V234H262L261 236H263V238H264V235H263L264 232L262 231V229H259L258 231H256ZM258 233H260V234H258ZM51 234H52V233H51ZM51 234H50V235H51ZM106 234H107V233H106ZM127 234H128V232H127ZM129 234H130V233H129ZM142 234H143V233H142ZM142 234H140V236H141ZM175 234H176V233H175ZM179 234H180V233H179ZM179 234H178V235H179ZM204 234H205V233H204ZM215 234H216V235H215ZM227 234H228V233H227ZM239 234H240V233H239ZM247 234H248V233H247ZM93 235H94V234H93ZM93 235H92V236H93ZM136 235H137V234H136ZM144 235H145V234H143L142 236L145 237ZM165 235L167 236V233H166ZM178 235H177V236H178ZM198 235H199V234H198ZM209 235H207V237H208ZM222 235H223V234H222ZM228 235H229V234H228ZM252 235H253V233H252ZM252 235H251V236H252ZM254 235H255V234H254ZM256 235H255V236H256ZM39 236H40V235H39ZM54 236H55V233H54V235H53L52 237L54 238ZM94 236H95V235H94ZM98 236H100V235H98ZM101 236H102V235H101ZM119 236H120V234H119ZM140 236H138V237H140ZM146 236H147V235H146ZM166 236H165L164 238H166ZM181 236H182V235H181ZM190 236H191V235H190ZM224 236H227V235H224ZM229 236H231V235H229ZM232 236H233V235H232ZM241 236H242V235H241ZM243 236H244V235H243ZM251 236H249V237H251ZM58 237H59V236H58ZM58 237H57V240L59 239ZM78 237H79V236H78ZM95 237H97V236H95ZM123 237H124V235H123ZM136 237H137V236H136ZM143 237H142V238H143ZM175 237H176V235H175ZM204 237H206V235H205ZM204 237H199V238H200V240H202L201 238H203V241H205V240H204ZM222 237H223V236H221V238H222ZM238 237H239V236H238ZM249 237H248V238H249ZM252 237H253V236H252ZM258 237H257V238L255 237L256 240L259 239ZM53 238L50 237V239H49V237H48V239H49L50 241L48 240L47 243H48V242H52V241L54 240ZM60 238H61V237H60ZM72 238H73V237H72ZM108 238H109V237H108ZM140 238H141V237H140ZM142 238L140 239V240H142V242H147V240L145 241L146 238L144 239V241H143ZM170 238H171V236H170ZM213 238L210 239V237H208L209 240L207 239L205 242H207V241H210V242H211V241L213 240ZM227 238L229 239V237H227ZM243 238H244V237H243ZM246 238H247V237H246ZM246 238H245V239H246ZM263 238H262V239H263ZM89 239H90V237H89ZM118 239H119V238H118ZM121 239H122V238H121ZM131 239L133 240V237H132V236H131ZM134 239H135V238H134ZM147 239H149L148 236H147ZM167 239L170 240L169 238H167ZM172 239H173V238H172ZM177 239H180V237L177 238ZM186 239H187V238H186ZM215 239H216V240L218 239V240L216 241ZM223 239H224V238H223ZM236 239H237V238H236ZM240 239H241V237L239 238V240H240ZM260 239H261V238H260ZM260 239H259V240H260ZM16 240H17V239H16ZM126 240H127V241H126ZM132 240H131V241H132ZM137 240H138V239H137ZM140 240H139V241H140ZM168 240H167V241H168ZM225 240H227V239H225ZM259 240L256 242V244L259 242ZM61 241H62V242H61ZM61 241H60V242H61V244H62V243H63V240H61ZM129 241H130V237H129V236H126V237L124 238V241H122V244L120 245V247H122V245L125 244L124 247L126 248V246H127V248H128V242H129ZM133 241L136 242L135 240H133ZM173 241H174V240H173ZM177 241H179V240H177ZM197 241H198V240H197ZM197 241H195V242H197ZM218 241H219V242H218ZM220 241H222V242L220 243ZM229 241H230V239H229ZM229 241L227 240L228 243H230ZM261 241H262V240H260V242H261ZM16 242H18V240L15 241V243H16ZM19 242H21V240H19ZM19 242H18V243H19ZM83 242H84V241H83ZM83 242H80V243H79V242L77 241V243H79V244H81V243L83 244ZM85 242H86V241H85ZM85 242H84V244H85ZM97 242H98V241H97ZM168 242H169V241H168ZM171 242H172V241H171ZM180 242H182V241L180 240ZM193 242H194V240H193ZM200 242H201V241H200ZM214 242H212V244H213ZM225 242H226V241H225ZM225 242H224V243H225ZM234 242H235V241H234ZM236 242H237V241H236ZM245 242H246V241H245ZM1 243H2V242H1ZM1 243H0V244H1ZM5 243H6V242H5ZM5 243L3 242V245H4V246H6V245L8 244V242H7L6 245H5ZM52 243H53V242H52ZM52 243H51V244H52ZM67 243H68V242H67ZM71 243H72V242H71ZM113 243H115V240H114ZM191 243H192V242H191ZM201 243H202V242H201ZM240 243H241V245H242L244 242H240ZM240 243H239V244H240ZM253 243H254V242H253ZM16 244H17V243H16ZM48 244H49V243H48ZM64 244H65V242H64ZM64 244H63V245H64ZM75 244H76V242H75ZM79 244H77V245H79ZM84 244H83V245H84ZM116 244H117V240H116ZM133 244L135 245V243H133ZM141 244H143V243H141ZM145 244H146V243H145ZM179 244H180V243H179ZM193 244H194V243H193ZM206 244H207V243H206ZM217 244H219V245H217ZM226 244H227V243H226ZM237 244H238V243H237ZM239 244H238V246H239ZM244 244L246 245V243H244ZM244 244H243V246H244ZM256 244H254V245H256ZM259 244H260V243H258V246H257V245H256V246L250 245V246L255 247L254 250H253V247L251 248V249L253 250V252L255 251V253L250 252V254H252V255H255V254H256V255H255V256H252V255H251V258H250V256H249L250 254H248L249 259H250V260H248V262H249V261H252V263H254V264H256V263L259 264L261 261H263L262 258H264V254H262V253L264 252V248H263L264 245L261 246V245H259ZM9 245H10V244H8L7 246H9ZM38 245H39V244H38ZM65 245H66V244H65ZM113 245H114V244H113ZM113 245H111L110 247H113ZM117 245H118V244H117ZM182 245H183V244H182ZM187 245H189V242H188ZM196 245H197V244H196ZM200 245H202V244H200ZM204 245H205V244H204ZM216 245L219 246V248H218ZM220 245H221V246H220ZM229 245H230V244H228L227 246H229ZM232 245H233V243H232ZM235 245H236V244H235ZM241 245H240V246H241ZM247 245H248V244H247ZM1 246H2V244L0 245V247H1ZM4 246H2L3 248H0V250H1V249H5L6 247H4ZM41 246H42V245H41ZM73 246H74V244H73ZM107 246H108V245H107ZM114 246H115V245H114ZM144 246H145V245L143 244V248H144ZM178 246H180V245H178ZM198 246H199V245H198ZM227 246H226V247H227ZM243 246H241V247H243ZM259 246H261L263 249H262L261 247H259ZM36 247H37V246H36ZM115 247H116V246H115ZM136 247H137V246H136ZM138 247H139V250H140V246H139V245H138ZM188 247H190V246H188ZM202 247H203V245H202ZM222 247H223V246H222ZM245 247H246V246H245ZM247 247H248V246H247ZM7 248H8L7 250L9 251L10 246L7 247ZM76 248H77V247H76ZM96 248H97V247H96ZM103 248H105V247H103ZM103 248H102V249H103ZM116 248H117V247H116ZM125 248H123V249H122V248H118L119 250L117 249L118 253H117L116 256H115V260L113 261V264H123V263H125V261H123V260H128V259H130V256H128V255L126 256V257H129L128 259H127V258H124L126 253H123V252H125V251L127 252V248H126V250L124 251ZM132 248H133V247H132ZM145 248H146V247H145ZM145 248H144V251H145ZM173 248L175 249L176 247H173ZM191 248H193V247H191ZM196 248H197V246H196ZM200 248H201V247H200ZM200 248H199V249H200ZM229 248H230V247H229ZM239 248H240V247H239ZM113 249H114V248H113ZM113 249H112V250H113ZM166 249H168V248H166ZM176 249H177V248H176ZM185 249H186V248H185ZM185 249H184V250H185ZM193 249H194V248H193ZM197 249H198V248H197ZM240 249H243V248H240ZM240 249H239V250H240ZM248 249H249V248H248ZM7 250H5L6 252H4V250H3L4 254L7 253ZM105 250H106V248L104 249V251H105ZM107 250H108V249H107ZM107 250L105 251L106 253H107ZM128 250H129V248H128ZM133 250H135V249H133ZM147 250H148L149 252H151L149 249H147ZM151 250L153 251V249H151ZM178 250H180V249H177V250H175V251H178ZM202 250H203V248H202ZM204 250H205V249H204ZM218 250H217L216 252H218ZM221 250H222V251H219V252H224V249H221ZM249 250H250V249H249ZM12 251H13V250H12ZM95 251H96V250H95ZM108 251H109V250H108ZM140 251H143L142 248H141ZM140 251H139V252H140ZM144 251H143V252H144ZM169 251H170V250H169ZM175 251H174V252H175ZM185 251H186V250H185ZM194 251H196V250H194ZM226 251H227V250H226ZM3 252H2V253H3ZM33 252H34V251H33ZM137 252H138V250H137ZM143 252H142V253H141V252L138 253V255L141 254V256H143V255H144ZM149 252H148V253L145 252L147 258H148V256L150 255ZM155 252H156V251H155ZM155 252L152 253V254H155ZM166 252H167V250H166ZM166 252L164 251V253H166ZM174 252H173V253H174ZM189 252H190V250H189ZM100 253H101V251H100ZM103 253H104V252H103ZM160 253H162V252H159V254H160ZM171 253H172V251H171ZM227 253H228V252H227ZM82 254H83V253H82ZM96 254H97V252H96ZM107 254H108V253H107ZM142 254H143V255H142ZM191 254H192V253H187V252H184V251H180L179 253L176 254V256L174 255L175 258H173V259H171V260H170V259H167V257H161L160 255H159V256H158V255H155V256L152 255V256H153V259H154V258L156 259V260H154V261H157V260H158V261H162V263H163V261H166V262L169 261V263H170V261L172 262V261H174V260H176L175 262H177V261L179 262V261H180V263H182L181 261H183L184 259H185L184 261H187V260L189 261V259H191V258H193V259H191V260H193V261H194V259H195L196 264H202V263H203L202 260H204L205 256H202V255H199V254H198L199 256H198L197 254H195V256H193L194 254H192V255H191ZM206 254H207V252H206ZM206 254H204V252H203V255H206ZM101 255H103V254H101ZM134 255H137V253H134ZM138 255H137V256H138ZM219 255H220V254H219ZM219 255H217L215 258H212V259H209V258L207 257L208 255H206V258H207L208 260H207V263H206V261H205V263H206V264H229L230 259H228V258L226 259V256H225V257H223V256L218 257ZM141 256H140V257H141ZM144 256H145V255H144ZM190 256H192V257H190ZM248 256L246 257V259H248ZM261 256H262V257H261ZM98 257H99V256H98ZM106 257H107V256H106ZM108 257H109V256H108ZM131 257H132V256H131ZM133 257H134V256H133ZM150 257H151V255H150ZM172 257H173V256H172ZM172 257H170V258H172ZM189 257H190V258H189ZM88 258H89V257H88ZM123 258H124V259H123ZM168 258H169V257H168ZM229 258H230V257H229ZM243 258H244V257H243ZM99 259H100L101 264H105L104 262L107 261V260H106L104 257H102V256H101ZM113 259H114V258H113ZM122 259H123V260H122ZM159 259H163V260H159ZM186 259H187V260H186ZM133 260H134V259H133ZM147 260H148V259H147ZM191 260H190V261H191ZM205 260H206V259H205ZM81 261H82V258H81ZM85 261H86V260H85ZM85 261H83V262H85ZM122 261H123V262H122ZM152 261H153V260H152ZM184 261H183V262H184ZM231 261H232V260H231ZM256 261H259V262H256ZM35 262H36V261H35ZM64 262H65V261H64ZM137 262H138V261H137ZM175 262H174V263L172 262L171 264H175ZM97 263H98V262H97ZM134 263H135V262L133 261V264H134ZM169 263H168V264H169ZM186 263H187V262H186ZM232 263H233V261H232ZM261 263H262V262H261ZM261 263H260V264H261ZM25 264H26V263H25ZM27 264H28V263H27ZM45 264H46V263H45ZM126 264H127V263H126ZM129 264H130V263H129ZM131 264H132V262H131ZM154 264H155V263H154ZM158 264H159V263H158ZM160 264H161V263H160ZM176 264H177V263H176ZM187 264H192V261H191V263H187ZM203 264H204V263H203ZM233 264H236V263H233ZM237 264H239V263H237Z\"/></svg>", "mask_w": 264, "mask_h": 264}]
</instances>
